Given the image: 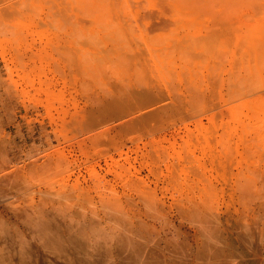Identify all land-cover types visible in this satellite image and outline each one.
<instances>
[{"label":"rangeland","instance_id":"1","mask_svg":"<svg viewBox=\"0 0 264 264\" xmlns=\"http://www.w3.org/2000/svg\"><path fill=\"white\" fill-rule=\"evenodd\" d=\"M3 1L4 0H0V5H1L0 6V11L2 9L4 10L5 6H9V8L7 7L8 9L7 8H5V9L7 10V12L9 11L8 14L9 13L10 14L13 13L11 15L10 14L9 15L7 14L8 16L7 15L6 16L5 15L2 16V13L4 14L6 12V10L4 12H1L0 13L1 14L0 15V132H1L0 133L1 134L0 135V139H2V140H0V143L6 145V148H5V145L4 146L3 145H0V146H3V147H0V149L3 148L5 150L4 151L3 149H1L3 152H0V154L3 153V157L5 159L11 160L12 162H21V161H23L25 164H27L28 162L30 163L32 161L41 162L45 158L46 155H51L52 157H56V158L59 155H66L67 157L70 156L69 157V160L73 163V165H74V167L76 169V173L74 175L67 176V173H65V172L62 171V173H58L57 176L56 175H54V177L52 176L54 179L52 178V179H49L48 181L41 180V183L44 181L43 182L44 184H50L51 185V182L53 180L54 183H57V184H54L53 183V185H58L61 182L62 183L65 182L67 179L70 180V181H73L75 178H77V176L81 178L82 182H84V180L91 181L92 176H94L91 171H92V169H94L97 173L106 176V181L108 180V182H107L106 185H108V186H103L102 185V187H106V189L109 187L106 192H110L111 190L114 192V189L117 190V191L120 189L119 191L120 192H123V188L124 187H123L122 179L126 175V169L123 168L122 166L125 165V167H127V166L129 167L130 164H131V167H132L131 168L132 169L131 171H135V169L141 171L140 172V175L141 176L143 175L148 180H151L152 183L154 182L152 184L153 187H156V181H157L158 182V186H157V189H158L157 192H158V194L162 196V195L166 194L165 192H168L167 195H165V196L167 197V199H168L169 202L171 200V198H170V195L171 194H173V193L176 194L178 192H181L182 190L185 192L187 189H189L190 186H193L195 183H197L198 185L195 184L194 187H200V186L203 187V186H206L207 184H209L210 186L207 185L206 187L207 188L210 187L211 188V189L209 188L210 190L213 189V193L215 191H217L216 193H218V194L220 193L219 195L216 194V193L215 194L217 196H220V199L222 198L220 201H222L221 202V206H223L224 209L227 208L228 205H231L233 208H241V204L239 203V200L240 201H242V200L240 198H238L239 195H237L238 193L235 191V188H233V187H235L236 179L239 178V177H243L242 174H244V171L247 170V163H246V161L250 159L249 158L250 156H247V155H251V153L249 152V150L251 151V146L253 144H255L256 142H258L257 144H260V143L261 144H264V140H263L264 139V134H263L264 133L263 132L264 131V128H263L264 127V114H263L264 113V109L263 108L264 107H262V106H264V97H263L264 96L263 95L264 94V91L262 90V89H264V85H263V82H264L263 81L264 80V69H263L264 68V56H263V54H264V43H263L264 42V40H263L264 39V28H263V26L264 25H262V24H264V20L262 19L264 17V0L252 1L249 5L244 6L245 8H247V11H246L247 13L245 11H241V13H240V11H236V14H235V11L230 12V13L227 11V14H225L226 12L223 14V15H230V16H232V14L234 13L233 16L231 17L232 19L230 18V16H228L227 18L225 16H222L223 17L222 18L221 17L222 14L219 13V12H215V11H212V13L214 12L215 15L214 14L213 15L210 14L211 12H207V13L206 12H201V13L193 14L194 16H192V14H190V15L189 14H186V15L182 16V18L180 19L181 21L180 20L177 21V23L179 22L177 25H180L181 24L180 27L184 29V30L182 29V31H184V32H181L182 33L181 35H185V37H184L185 39L183 38L184 40L182 39V42L183 41L186 42L187 41L186 39H188L189 41L187 42V45L184 42H183L184 45H182V44L181 45L183 47L185 46V49H187L188 47L191 48L189 46L190 44H191V46L194 45L192 47V49L193 50L195 49L194 51L198 54V56L199 55L201 56V57L198 58L197 55H195L199 59V61H198V59L195 61V58L196 57H194L193 59L191 58L194 54L192 55V54L189 53V55H191L189 58H191V59L190 60H185V59H187L188 55L185 58H184V56L186 55V53L189 52V50L191 51V49H188L187 52L184 49L185 52H186L185 53V52H183L184 51L183 49L181 50V48L177 51V54L176 53H173L172 54V56L174 55V57L176 58V63L178 65H180L178 67L177 64L175 63V65L178 67V70H181V69L183 70L184 69L183 74L184 73L186 74V70H187V74L190 72L189 75H187L186 77H184L183 74H182V72H181L182 70H181L180 71L181 72L180 75L183 76V77L180 78V79H177V75L173 72L174 75L172 73V76L174 78H176V81H174L175 79L171 76L174 79V80L171 79V81H174L173 83L176 86L178 85L179 82H181V83H179V86L177 88L180 87L179 89H181V91L183 90L182 91L183 94H182V97H181V101H182V103H184L185 105L188 106V109L186 110L187 106H185L182 103H181V105L184 108L181 107V105L178 102L179 100H177V101L176 100H173L175 102H172V99H170L169 97H167V99L165 98L166 101L163 99L162 101L148 103V104L145 105V108L142 109L143 111H139V112L137 111L136 114L137 115L144 114L145 112H147V110L153 109V108L156 107V105L162 104L163 102L168 103V104L169 103L171 104V102L173 104H176L177 103L175 106H179L181 108V111L180 112H182V113H181V115H179V113H180L179 112L178 114L176 113V114H174V115H172L170 117L168 116L169 118H172L171 120H168V117L167 116H164V118H160V120L157 119V118H151L149 120L150 123L148 122V124H147L148 126H147L146 129L145 128L144 129L137 128V129L130 130V131L128 130V132H131V133L125 132V131H127L126 130L127 128L126 129H123V128L127 127V123H128L127 120L131 117V115L130 114H127V115H121L119 117L118 116H113L112 112H110V110L106 109L107 107L105 109H103L104 107L101 104L99 105V103H98L96 105V103L95 104L93 103L94 102V98H93V95L94 94L91 93L93 95H90V92L89 91L91 90V92H93V91L96 92L97 96L95 94V96H96L95 97V100L98 99V97L100 99L106 98L107 100H109V99H112V97H113L112 95H114L116 97L119 94V97L117 96V98H116V101H119L121 95H122L121 100L123 98V95H124V94H122L123 92H125L126 95H127L128 94L127 91L128 90H129L128 92L131 91V88H130L131 86L134 85L132 87L134 90H140V89L141 90H144L145 85L143 83V89H142L141 85L139 84L140 82L142 83V81H145L147 83L149 81L150 83H153V82L157 81V78L154 75V73L150 74V75H152V77L149 76V74H148V76H149V77L147 76L148 78L146 77L147 74H145L144 79L147 78V81H146V79L145 80H143V79L141 80L140 78H142L143 75H142V73L139 72L142 76H140L139 74H137L138 75L137 77L140 76V78H137L136 75L133 74L135 78L133 77V78H131L129 80V84H130L129 86L130 87L128 86L127 87L128 89H126L125 87L123 88L119 84V82L117 81L115 75L112 73V71L110 69L112 67V64H113L111 62H113V60L117 58V56L115 54H117V51L120 48H122L123 46H124L125 50L122 48V50H123L122 52H124V53L126 52L127 55L130 54V51L133 52V49H137V48H138L137 49L138 51L140 50L141 52H143V51L145 52V50H142V48L143 49H146L147 46H146V44H144V40H142L143 43L141 42V39H143L142 36L140 37L141 39L138 38L140 36V34H138L139 32L138 33L135 32V31H137V29L135 28L136 29L135 30L134 28H130L131 26L133 27V25H131V26H129V29H132V30H129V33L130 34L122 35L121 33H119V34H115L114 36H109V37H112L113 38V39L111 38L112 41L114 42V43H112L111 39H109V37H108L109 34L108 35L107 34H104L105 29H103V28L106 26V23L107 22H109V23H107L108 25L109 24L110 25H114L115 22H116V19H115V16L116 15L113 12H112L113 14H110V12H111L112 9L109 10L108 7L106 6V4L103 3V1H102V3L100 1L99 7H98L99 2L97 4H93L92 3V5H95L93 8L90 5L91 4L90 3V0H88V2H89V5L91 7L88 6L87 0H85V1H82L81 0V2H83V4H85V2H86L87 3L86 4L87 6L86 5H83L82 3H81L82 4V6H81V4L78 3V1L80 2V0H76V3L74 2L75 0H65L64 2H63V0H57L58 2L56 0H52V3L51 2L49 3L50 5H48L49 0H46L48 2H45V0H38V1L37 0H30L29 3H28V0L27 1L26 0L25 1H23V0H21V1L20 0H16V1L15 0H9V1L7 0L6 1L5 0L4 2ZM19 1L21 2L20 4H19ZM61 1L64 3L63 5H65V6L67 5V7H69L70 11H68L69 9L67 7H65L66 10H64L65 9V8H63L64 6L62 4H60ZM67 1H68V4L67 3L65 4V2H67ZM17 2H18V4L20 6L22 5V7H20L18 4H16ZM24 2H26L28 4L27 5L25 3V5L29 6V9H27L26 6H24L25 8L23 7V3ZM71 3L72 4L74 3V4L72 5ZM12 4H14V5L11 6ZM31 4L34 5V6H32ZM42 4H43V6H42ZM53 4L54 5L56 4V5L54 6ZM16 5H18V6H16ZM52 5H53V7H52ZM60 5H61V7L63 6L62 7L63 8V13L61 11L62 8H60ZM31 6H32V8H31ZM35 6H37V7H35ZM50 6L52 8H50ZM72 6L73 7L76 6L74 8H76V9L78 8L82 12H80L78 9L77 10L74 9V8L72 9ZM83 6L85 8L80 9ZM34 7L36 8V10L33 9ZM39 7L43 8V9L41 10ZM44 7H45V9H44ZM56 7H58L57 9H59V10H56ZM86 7L88 9L91 8L93 10H90V11L87 10V11H85V9H87ZM232 7H240V6H232ZM17 8H18L19 11L17 10ZM20 8H21V10H22V8L24 10L21 11ZM37 9L38 10L40 9V10L38 11ZM50 9H51V11H50ZM96 10H97V12H96ZM105 10H106V12H105ZM47 11H48V13H47ZM55 11H57V12H55ZM77 11H79V12H77ZM93 11H95L96 13L93 12ZM98 11H100V12H98ZM41 12H42V14H41ZM75 12H77V14ZM86 12H88V13H86ZM90 12L92 14L89 17ZM259 12H260V14H259ZM83 13H85V15L87 14V17H85V15ZM93 13H94V15H93ZM99 13H100V15L101 14H103V15H101L100 18L98 19V17L96 16V14L98 15ZM242 13L246 14L248 17L245 16L244 14H242ZM48 14H49V18L50 19H52L55 16L54 14H58V15H56L53 18L54 20L53 19L51 20V22H57V23H52L51 24L50 19L47 18L48 17ZM62 14H64V17L62 16ZM68 14H69V16H68ZM74 14H76L75 17H74ZM206 14H208L207 17H205ZM218 14L219 15L221 14V15L218 16ZM111 15L113 17H111ZM255 15H256V17H255ZM71 16H73L74 19ZM129 16H130V19H131V20H129V22H134L135 23L134 16L132 14H130ZM198 16H204L205 17V20L203 19L204 17L203 18L202 17L199 18ZM234 16H236V17H234ZM1 17H3V18L6 17V18H4V20H3V18H1ZM65 17H68V19L70 18V20H68L66 18L68 20L67 21L65 19ZM102 17L103 18H106V19H103ZM110 17H111V19H112L113 22L111 21ZM190 17H191V19L193 18L192 19L193 21L190 19ZM197 17L199 19H196ZM219 17H220V19H219ZM242 17H243V19H242ZM58 18H60V20ZM208 18H210L209 19L210 21H208ZM45 19H46V21H44ZM186 19L188 21H185ZM202 19H203V21H206V22L204 23L202 21ZM244 19H246V21ZM97 20L100 21V22H98ZM104 20H105V23H103ZM107 20H109V21H107ZM195 20H197V21L199 20V21L198 22H195ZM229 20H231V21H229ZM232 20H233V22H232ZM58 21L62 22L61 23V26H59V28H57V26L60 24ZM69 21H74V23L73 22H72L73 24L72 23H68ZM248 21H249V23L250 22L251 23L253 22L252 24L250 23V25L252 27H253V25L255 27L256 26H259V28H260L259 29L260 30L259 32L261 33V36H262L263 39L259 35L260 33H258V35L260 36V39H258L259 37H258V35H256L257 33L255 32L256 33L255 34L253 32L254 29H256V28H254L252 30L251 29V26L249 24H247ZM254 21H256L255 24H257V25L254 24ZM65 22H66V24H65ZM101 22L104 25L103 24H100V26L101 25L102 26L99 28L98 27L99 26L98 24L101 23ZM183 22L184 23L186 22L185 25H184ZM194 22L197 23L196 26H198V28L201 31L198 30V28L195 27V26H193V25H192L193 28H190L191 27V24H193ZM63 23L65 25L62 26ZM96 23H98V24H96ZM230 23L233 24V25H231ZM54 24H55V26H54ZM69 24H70L71 27L68 26ZM75 24H77V26L79 27V29H78V27ZM82 24H84V25H82ZM92 24H93V26H91ZM187 24H188V26H187ZM208 24H210V25H208ZM244 24H245V26H244ZM207 25H208V27H207ZM73 26H75L74 27L75 28V31H74ZM184 26H186V27L184 28ZM204 26H206V27H204ZM61 27H63V28H61ZM82 27L84 28V30H83ZM134 27H135V25H134ZM92 28H93V30H92ZM186 28H188V29H186ZM212 28H215V29H212ZM242 28H245V29H242ZM261 28H262L263 31H261ZM57 29H60V30H57ZM89 29H91L92 31L89 30ZM191 29H192V33L193 34H191ZM206 29H208V30H206ZM246 29H247V32L245 33V30ZM79 30H81V31L80 32H77ZM133 30H135V31H133ZM202 30H204V31H202ZM212 30H214V31H212ZM225 30H227V31H225ZM229 30L232 31V34H231V32ZM257 30L258 29H256V31ZM83 31H85V32H83ZM93 31H94V33H93ZM95 31H97V32H95ZM194 31H196V32L194 33ZM249 31H251L253 33L249 32ZM197 32H198V34H197ZM220 32H221V34H220ZM75 33L78 36L72 38L71 36H76ZM83 33H84V36L87 33L86 36H87L88 39H91V37H90L91 35L94 36V38H95L96 37L95 36V33H99V34H96V35H99L100 37L97 36V38H95V39L98 40L100 38L98 41H100V40L103 39L104 41L102 40V42L105 44V46L103 44V46H104L103 47L102 46V42L100 41V43H99L94 38H93V41H95V42H93L92 40H91L92 41L91 42L86 37H83ZM88 33L89 34L91 33V34L89 35ZM132 33L135 34V36ZM218 33H219V36H221L222 39L220 37L217 38L218 37L217 36ZM70 34H71V36H70ZM120 34L122 35V37L120 36ZM136 34L139 35V36L136 37ZM233 34H235V35H233ZM253 34H255L258 38L255 35H253ZM66 35H68V36H66ZM101 35H102V37H101ZM105 35H107V36L105 37ZM190 35H191V37H194L196 35L194 37L196 39L195 40H192L193 38H191ZM215 35L217 37H215ZM252 35L255 36V39H254V37ZM103 36H104V38H103ZM119 36L121 37V40L118 39ZM123 36L125 37V39H124L125 41H123V43H122ZM129 36H130L131 39L128 38ZM114 37L117 38V39L115 38V41H114ZM134 37H136V39L138 38L140 40V42L142 43V45H141V43H138ZM206 37H207V39H206ZM209 37H210V40L208 39ZM211 37H212V39H211ZM70 38H72V39H70ZM106 38H108V39L106 40ZM204 38H205V40H204ZM249 38L250 39H253V40H250ZM201 39H203V40H201ZM218 39L220 41H218ZM243 39H244V41H243ZM76 40H77V42H76ZM196 40H197V42H196ZM200 40H201V43L198 44L199 46H196L197 45L196 43H198V41H200ZM230 40L233 43L229 42ZM257 40H259V43H258ZM16 41H17V43H16ZM106 41H108V42H106ZM126 41L130 45H128ZM249 41L250 42L253 41V45L254 46L256 45V46L254 47L253 45H251V43ZM78 42L79 43H82V44H79L78 45ZM96 42L99 43L100 47L102 46L104 49H102V47L100 48L98 44H95ZM115 42L118 43V44L114 45ZM194 42H196V43H194ZM248 42L250 43V45H249ZM254 42L256 44H254ZM64 43H66V44H64ZM92 43L95 44V45H93ZM119 43H121V45ZM205 43H206V45H205ZM214 43L217 44L218 48H216L217 46L214 45ZM227 43L228 44L231 43L230 46L234 44V46H232L233 48L230 47L229 45H228V47H229L228 48L226 46ZM112 44H113V46H112ZM125 44H127L126 45L127 48H126ZM257 44H259V45H257ZM96 45H97V47H96ZM137 45H140L142 48L140 46H137ZM64 46L66 48H64ZM70 46L71 47L74 46V49L73 48L71 49ZM87 46H89L88 49L86 48ZM111 46L113 47L112 48L113 50H114V48L117 49V50L116 51H113L111 49ZM131 46L133 48H131ZM186 46H188V47H186ZM204 46L206 48H204ZM225 46H226V48H228V50L227 49L224 50ZM240 46L242 48H240ZM250 46H251V48H250ZM67 48H70L69 49L70 51L67 50ZM84 48H86V51H84L85 50ZM108 48H110L112 51L109 50L111 53L108 51V55H107L106 53H107V49ZM213 48H216V49L214 50ZM234 48H236L237 50L234 49ZM243 48H245V50ZM126 49L129 50V51L127 52ZM204 49L205 50L208 49V50H206L207 52H205ZM218 49H219L218 53L220 55L219 54L217 55V51L216 50H218ZM222 49H223V52L229 51L231 55L228 54L229 52L223 53L222 52ZM248 49H249V51H248ZM80 50L82 52L84 51L85 52V55L87 57L90 54V56L93 58L92 60H90L91 62L88 63V64L84 62V64H86V67L83 64V61H84L82 59L83 58V53ZM87 50H89V52ZM102 50H104V51L106 50V52H104ZM238 50H240V51H238ZM246 50L248 51V53H247ZM71 51H72V54H71ZM95 51H96V54H94ZM181 51L185 54L182 57H181V55L183 53H180ZM202 51H204V52H202ZM220 51H221V53H220ZM243 51H244V54H242ZM86 52L89 53V54H86ZM90 52H92L94 55L93 54L91 55ZM102 52H103V54H102ZM113 52H114V54H113ZM255 52H257V53L255 54ZM68 53H70V55H74V56H70ZM98 53H100V54H98ZM192 53H194V52H192ZM222 53L225 55V58L228 57V59H230V58L231 59L228 61V59L226 60V59L222 58V61H221V56L222 57L224 56V55H222ZM105 54H106V56H105ZM227 54H228V56H227ZM241 54L244 57H242ZM95 55H98L100 57L99 58L100 60L101 59H105L106 60L107 59L106 58L107 56L109 58L107 59V61H104L103 60L104 63H106V64H104L101 61L99 62L98 61L99 60L98 59V56L96 57ZM111 55H112V58L110 59V56ZM216 55H217V57L218 56L219 57L216 58L215 57ZM239 55H241V56H239ZM86 56H84V57H86ZM203 56H204V58H203ZM71 57L72 58L73 57L74 58L76 57L77 58V59L75 58L76 61H74V58L71 59ZM91 57H90V59H91ZM209 57H210V59H209ZM245 57L248 58V60L249 59L250 60L248 61ZM206 58H208V59H206ZM244 58L246 59V61H244ZM256 58H257V60H256ZM68 59H69V61H68ZM78 59H79V61H77ZM81 59H82V62H81ZM203 59L206 60V61L204 60L205 61L204 64H203ZM235 60H236V62H235ZM70 61H71V63H70ZM73 61L75 62V64H73ZM93 61H94V63H93ZM216 61H218L217 64H216ZM225 61H228V62H225ZM80 62L83 64V68H81L82 67V64ZM188 62H190V63H188ZM198 62L202 63V65L200 63H198ZM213 62H214V65H210V63L213 64ZM219 62L221 63V66H220V63ZM69 63L71 64V66L72 65H75V66H72V68H69V66H70ZM91 63L93 64V68H94V65L96 67L98 66V68L100 67L99 70H98L100 73H98V71L96 72V70L98 68L95 67L94 70L95 69L96 70L95 71L93 70L94 73L92 71V74H93V77L92 78L93 79H91V81H90V77H91L90 76V74H91L90 72H91V70L93 68L90 70V68H89L88 65L89 64L91 65ZM100 63H102V64H100ZM242 63H243V65L238 66V65H240ZM97 64H100V66L97 65ZM181 64H183L184 66L181 65ZM235 64H238L237 65L238 67L235 66ZM247 64L251 66V67L249 66L250 68H253V69H251L252 72H251V70L249 71V69H250L249 67L248 68L245 67V66H247ZM101 65H103V66H101ZM104 65H108V66H104ZM109 65H111V66H109ZM136 65H134V68L133 69L135 70L136 67H137L138 71H140V68H141L140 65L139 64H136ZM188 65L191 67V71L188 70V68H187ZM206 65L209 66V67H207ZM215 65L216 66L219 65L220 67L217 66L218 69L219 70L221 69L220 71H222V68H223V71L220 72L219 70H217L216 69L217 67H214ZM225 65H226V69H225ZM113 66H114V64H113ZM195 66H196V68H194V71H195L196 74L193 73L194 71L192 69ZM210 66L214 67V69H216V72L217 71L218 72L215 73V71H214L215 74L212 75V73H213L212 71L214 69L211 70ZM242 66H243L242 69H244V70L243 71L238 70ZM90 67H92V66H90ZM102 67H104L105 69L107 67V69L105 70ZM202 67H205L207 70H205V68H202ZM233 67L234 68L236 67L235 68L236 70ZM185 68H187V69L185 70ZM245 68H247V70L251 73V75H250V73L249 74L246 73V71H245L246 69ZM258 68H262L261 71H260L261 72L260 74H261L262 77L259 75V70L260 69H258ZM101 69H103V70H101ZM196 69H199V70H196ZM230 69H233V70H231V73L232 74L229 72ZM255 69H256V72L258 71L257 72L258 73V76H257V74H255ZM104 70L107 71V73L106 72L104 73ZM200 70H202V71H200ZM225 70H226V72H224ZM83 71L86 74V76L83 74ZM208 71H209V73H208ZM236 71H237V73H236ZM102 72L104 74H102ZM135 72H136V70H135ZM206 72H207V74H206L207 76L205 75ZM233 72H234V74L235 73L237 74V75L236 74L235 75L238 76V79H236L237 77L233 74ZM239 72H240V74H239ZM95 73H96V75L99 74L98 76H96V78L100 76L99 77V80L101 82H99L98 78L97 79L95 78V80H94V74ZM110 73H112V75H110ZM136 73H138V72H136ZM191 73H192L193 77L195 76L194 78L192 77V75H190ZM230 74H231V76H230ZM242 74H244V75L242 76ZM208 75L210 76V78L212 79V81H214L215 84H217L215 82V79L216 80L217 79L218 80L220 79L219 80L220 83L218 82L219 85L218 86L217 85L215 86L214 83H212V81L209 80V78H207ZM87 76H89V78ZM102 76H103V78H101ZM202 76H204V77L202 78ZM219 76H220V78H219ZM241 76H242V78H244L246 76L245 78H247V79L244 78L245 79L244 80V79L241 78ZM83 77L84 78L86 77L87 80L84 79ZM109 77H111V79ZM150 77H151V79H150ZM227 77L228 78L231 77L230 82L228 81ZM81 78H83V79H81ZM108 78L110 79L109 81H108ZM152 78H154V79L152 80ZM184 78L185 79H187V78L189 79L190 78L189 80L187 79L188 80V81H186L187 83H189L190 81H193L192 84H194L195 81H198V82H195L194 85H196V84L198 85V84H201L202 83L203 84L202 86L201 85H198V86L196 85V87H198V88L201 87V90L204 89L203 92L206 89L205 93H202V94H205V95L208 94L210 96V98H212V99H210L209 96H207V95H206L207 98L205 97V95L202 97V99H201V96L199 98H197V96H195L196 93H192V90L194 89V87H193V89L191 88V90H190L191 92H189V89H187V86H189V85L187 84V86H186V83H184L185 82ZM199 78L200 79L202 78V82H200L201 80ZM239 78L242 80V84L241 85H244L243 87H246V88H244V90L248 91V89H249L250 91H253L252 92L253 95L248 91L250 93V95L248 97H246L244 99H242V97H241V99L243 101L241 99H238L237 101L235 100V102H231V103L229 102L230 103L229 104L230 107H229L228 102H227V98L229 97V95L228 94L226 95V93H229V91L231 90L229 88H232L235 85V83L238 84L237 83L238 82L237 80H239ZM256 78H258L259 80H257ZM103 79H105V80H103ZM133 79L134 80L136 79L137 81L140 79L141 81L139 80V82L137 83V81L136 80L133 81ZM203 79H205V81ZM206 79H207V81L210 82V84L212 83L213 85L208 84V82L206 81ZM85 80L88 83V85H84V83L86 84ZM93 80H94V82H93ZM203 81H204V83H203ZM244 81L246 83L247 82L248 83L246 84ZM91 82H92V84H91ZM260 82H261V84H260ZM104 83H106L107 85L104 84ZM108 83L110 85H108ZM114 83H115V86H114ZM249 83H252V84L249 85ZM136 84H137V87H136ZM192 84H190V86H192ZM255 84H257L258 86L255 85ZM229 85H232V86H229ZM239 85H240V83H239ZM246 85H248L249 87L246 86ZM253 85H255L254 86L255 88L254 87H251ZM106 86H107V90H108L109 93L107 92V90H105L106 89ZM108 86H110L113 90L109 91L111 88L108 87ZM118 86H120V87H118ZM206 86L208 87V89H207ZM236 86H238V85H236ZM118 88H120V89H118ZM121 88H123V89H121ZM210 88H211V90L212 89H215V91L216 90L218 91L220 89V91H218V92L216 91V93H215V91H211ZM241 88H242V86L239 87L238 89H240V90L243 91V89H241ZM251 89H254V90H251ZM104 90L108 94H110V95L108 96L107 94H105V91ZM121 90L122 91L125 90V91L122 92ZM196 90L198 91V89H196ZM258 90H260L262 92H260ZM86 91H88V92H86ZM197 91H193V92H197ZM255 91H257V92H255ZM211 92H214V93H211ZM186 93H187V95H184ZM199 93H201V91ZM86 94H87V96H86ZM98 94L99 95L101 94V95L99 96ZM192 94H194L195 97ZM214 94H216L215 96H217V98L214 96ZM258 94H261V95H259L261 98L258 96ZM183 96H184V98L186 97L185 98L186 101L185 100L184 101L182 100ZM189 96H190V98L188 99ZM125 97L123 98V100L125 99ZM214 97L216 99H213ZM252 97L254 99H252ZM90 98L93 100L92 102H91V99ZM191 98H194V102L192 101L193 99H191ZM195 98L197 100L198 99H200V100L197 101V100H195ZM208 99L212 103L211 106H210L211 103L209 102ZM245 99L247 101H245ZM126 100H127V98H126ZM167 100H168V102H167ZM187 100L192 101V102H190V104H189V101H187ZM255 100H256V102H255ZM205 101H206V104H205ZM95 102H97V101H95ZM196 102H198V103L196 104ZM215 102L219 103V108L217 107L218 104L215 107V104H216ZM224 102L227 105H225ZM191 103H193V105ZM140 104H142V103L140 102ZM140 104H139V106H142ZM190 105H192V106H195L196 105V108L195 109L193 107L192 108L194 110L199 109L198 111L197 110L196 111L199 112L200 116H197V115H199L197 112H195L196 113L195 114L194 112L191 111L192 108H191ZM238 105H239V107L241 106L240 109H239ZM260 105H262V106H260ZM173 106H172V108H175ZM197 106H199V107H197ZM225 106H226V108L228 107L229 109L228 108L226 109ZM251 106H254L256 109L253 108V107H251ZM208 107H210V108L213 107V108H211V110H210V108H208ZM234 107L235 108L237 107L236 109L239 112H237ZM249 107L252 108V111H250V108ZM203 108H205V109L203 110ZM207 108L209 109L208 111H212L213 110L212 111V114H211V112L208 113ZM214 108H215V110H214ZM216 108H218V109H216ZM262 109H263V112L261 111ZM104 110L105 111H108V112L105 113ZM189 110L191 111V113L189 112ZM222 110L225 111V113L226 112L227 113L224 114ZM240 110H242V111H240ZM244 110H245V112H244ZM254 110H256V111H254ZM109 112H110V114H109ZM188 112L190 113V115H192L194 113L193 116H190L189 117L188 116ZM247 112H248V114H247ZM252 112H254V113H252ZM231 113H233V116H232ZM85 114H87V115H85ZM227 114H228V117H227ZM253 114H254L255 117L253 116ZM255 114H259V115H255ZM180 116H182L183 120H181V117ZM208 116H209V118H208ZM241 116L243 117V120L244 121L242 120V117ZM93 117H95V118H93ZM123 117H125V118H123ZM231 117H232V120L234 118V120H233V121H235L234 122V125H233V121L230 120L231 121L230 122L229 119H228V118L231 119ZM99 118H101V119H99ZM113 118H115V119H113ZM186 118H187V120H184ZM236 118H237V120H236ZM251 118H253V119H251ZM98 119L100 121H98ZM111 119H113V120H111ZM173 119H174V122H173ZM222 119H224V120H222ZM240 119L242 120V122H241ZM78 121L80 122V124L78 123ZM181 121L182 122L186 121L187 123L184 122L185 123L184 124V123H181ZM223 121H224V124L226 122L225 126L223 124ZM236 121H238V122H236ZM97 122H99V123H97ZM107 122H108V124H107ZM151 122H153V123H151ZM189 122L190 123L193 122V123L192 124H189ZM198 122L199 123L201 122V123L199 124ZM221 122H222V124L224 126V130L225 131H223V129L221 128V127H223V126H221L222 124L220 125ZM248 122H250V123H248ZM155 123L158 124V125H156ZM173 123H175V124H173ZM254 123H255V125H254ZM77 124H79L78 125V128H77ZM93 124H95V125H93ZM169 124H170V126H169ZM242 124H244V125L242 126ZM80 125L83 127L82 129H80L81 128V127H79ZM203 125H204V127H203ZM211 125H213L214 127L211 126ZM216 125H217V127H216ZM248 125H251V127H253V128L251 129L250 126H249V128H250L249 129L247 127ZM121 126H123V127H121ZM149 126H150V128H149ZM226 126H227V128H226ZM231 126L234 127V129H232ZM101 127H102V129H101ZM210 127H212V128L210 129ZM213 128H214V130H212ZM243 128L245 130H243ZM116 129L118 130V133H117V130ZM119 129H121V130H119ZM141 129L143 131H141ZM152 129H154L153 130L154 132H152ZM226 129H228V130H226ZM253 129H255V130H253ZM239 130L242 132V134H241V132ZM122 131H124V132L122 133ZM139 131H140L141 134L139 133ZM215 131H216V133H215ZM119 132H121V133H119ZM144 132H145V134H144ZM232 132L233 133H236V134H233ZM249 132H251V133H249ZM257 132L258 133L260 132L261 134L259 133L257 135ZM108 133H110V135ZM151 133H152V135H151ZM104 134L105 135L108 134L107 137L105 136L106 137L105 139L111 138L110 139L111 142L109 140H107V142H109V144L105 140H103L104 139V137H103ZM117 134H119V135H117ZM251 134H253V135L255 134V135L253 136ZM141 135H143V136H141ZM99 136H101V138H102L101 141H105L106 142L105 144H104V142L100 143L102 145H100L98 143V141L101 142ZM112 136L113 137L115 136V137L113 138ZM206 137L208 138L209 141L207 139H205ZM118 138H120V139H118ZM174 138H177V140L174 139ZM253 138H254V140H253ZM112 139H114V140L116 139V140L114 141ZM187 139H188V141H187ZM204 139L207 140L208 143H206L207 141L205 142ZM255 139H256V141H255ZM119 140H122V142L119 141ZM225 140H228V141L231 140V143L230 144L232 146L234 145V148L228 143V141H226V143H225ZM241 140H242V142H241ZM170 142L172 143V145L175 146L176 149L173 148V146L171 145ZM188 142L191 143V144H189ZM192 142H193V144H192ZM245 142L247 143V145L244 146V148L247 147L248 150H247V148L245 150L243 148V145H245ZM115 143H117V144H115ZM185 144H187V145H185ZM114 145L115 146L117 145L118 148L115 147ZM183 145H185L186 148ZM61 147H63V148H61ZM180 147H182V148H180ZM223 147H225L226 149L223 148ZM230 147H232L233 149L232 148L230 149ZM189 148H191V150H189ZM194 148L195 149L197 148V149L195 150ZM222 149L225 152H223ZM184 150H185V152H184ZM229 150L232 151V152L234 150L235 152L232 154V152H229ZM173 151H174V153L175 152L176 153L178 152V153L177 154L176 153L174 154ZM190 151L192 152V156H193V159L190 158L191 160H189V158H188V155H189V157L191 156V152ZM245 151H246V153H245ZM219 152H222L223 154L222 153H219ZM171 153H173V155ZM179 153H181L180 154L181 156L179 155ZM218 153H219L220 156L218 155ZM228 153H230V154H228ZM185 154H186V156L188 158V159L186 158V160H185V157H186ZM4 155H6V156H4ZM237 155H238V157H237ZM159 156H161V157H159ZM197 156H199V157L197 158ZM234 156H235V158H234ZM157 157L160 159L159 160V163H155L156 160L158 159ZM181 157H182L183 160L180 159ZM1 158H2V156L0 155V159ZM37 158L40 159V160H38ZM164 158H166V159L163 160V162H162L161 159H164ZM174 158H176V159H174ZM232 158H234V159H232ZM246 158H247V160H246ZM5 159L2 158V160H5ZM115 159H117V160H115ZM237 159H238V161H237ZM239 160H241V161H239ZM176 161H178V163ZM234 161H236V162L234 163ZM23 162H21V163H23ZM191 162H193V165H194L193 167H196L195 169L198 168V170L190 169V167L192 168ZM169 163H170V165H169ZM173 163H175V166H176L175 168L176 169L174 168V164ZM119 164H121L122 166L119 165ZM183 164L187 168L189 166L190 167L188 169L187 168H184ZM195 164H197V165H195ZM117 165L119 167H117ZM152 166H154V167H152ZM158 166H160V167H158ZM114 167H116V168H114ZM128 167H127V169H128ZM172 167H173L174 170L172 169ZM120 168H122L121 169L122 172H121ZM158 168H159V170H158ZM237 168L238 169L240 168V169L238 170ZM170 169H172V170H170ZM128 170H127V172L129 173ZM192 170H193V172H196V171H200L201 170V172L199 173L200 175L198 174V172H196V174L194 175V173L190 172ZM241 170H243L242 173H240ZM171 171L172 172L175 171L179 175L181 173V175L179 177L180 178L183 177V178L180 179L178 176L175 175L176 173L174 174V172H173V174H172ZM115 173L116 174H121V175H118L116 177V174ZM234 173H236V175H234ZM90 174H92V175H90ZM156 174L160 178L157 179ZM196 175L201 176L202 178L201 177H198V176L196 178ZM163 176H165L166 178L163 177ZM172 176H174L175 179ZM236 176H238V177H236ZM61 177H63L64 179L61 178ZM171 177L174 180H172ZM204 177H205V179L208 178L207 179L208 181L204 180L203 179ZM59 178H61L63 180H61ZM114 178H116V179H114ZM56 179H58V180H56ZM190 179H192V180L189 181ZM55 180H56V182H55ZM175 180L176 181L179 180L180 181L179 185L182 184V186H178V182L179 181L176 182V183L171 182V181H175ZM193 180L195 181L194 184H193V182H194ZM35 181H36V179H35ZM185 181L186 182L188 181L187 183H188L189 187H187V184H186ZM229 181H230V183H229ZM46 182H48V183H46ZM117 182L118 183H121V184H117ZM191 182H192V185L190 184ZM211 182H213V183H211ZM36 183H40L39 179L36 181ZM109 183H111V184L113 183V184L112 185H109ZM230 185L233 186L232 187L233 189L231 188ZM102 187H101V189H102ZM113 187H114V189H113ZM166 187H167V189H166ZM173 187H175L174 188L175 191L172 190ZM180 187H183V188H180ZM11 188H10V191L9 192H10L11 195H13L15 193H13L12 191L15 190V192H16L17 189H15V188L14 189L13 188L11 189ZM162 188L165 189V190H163ZM170 188H172V189H170ZM177 189L179 191H177ZM231 190H233V191H231ZM104 191H105V188H104ZM127 192H129V190H127ZM221 196H223V197H221ZM36 198H35V201L38 202L39 201V197H36ZM16 199H17V202L19 204L21 203L22 205L21 204L19 205L16 202V200H15L14 206L17 207V208L14 207V209H16L14 211H13V208H5V207H3V205L0 206V216L2 218L4 217L3 218L4 220H2V218H0V229H2V232H3V233H1L2 235L0 234V236H5L6 235L5 237H7V239L9 238V241L12 238L11 243L6 239L7 240L6 245H9V243L10 244H13V242L15 241L14 242L15 245L13 244V247L11 245V248H9L10 246L7 247L5 245V247H4V245H3V244H5V241H6L5 240V237H3V238L1 237L2 239L0 238L2 240V241L0 240L1 241V243H0V249H2V250H0V251H2V254H1V252H0V254H1V256L3 255V257L5 259L3 257H1V258L4 261H6L5 263H3V261L1 260L2 261V262H0L1 264L2 263L3 264H7V263L10 264L11 263V261H9V258H8V260L6 258L8 256L7 254H9L7 252L8 251L10 252V250H11V252H14V250H16L15 248H18V246H19V248L17 249V251H15L14 253H10L9 254V255H11V256H9L10 257V260L13 259L12 260V263L14 262L13 264H18L17 263V260L18 259L16 260L15 258H20V260H22L23 259V256H25V259H23L24 261L22 260V263L21 264H23V263L24 264H47V263L48 264H109V263L111 264L112 261H114V260H115L113 262L114 264H117L118 262H119L118 264H124L120 260V258L118 257V251H117L121 247V243L122 242L119 243L117 240L113 239V238L116 237L115 232H114L116 228H112V226H110L109 224H107V226L106 225H103L102 227L100 226L101 229L100 228H97V230H94V232L91 231V229H90L85 234L80 235V236H77L79 239L75 237L72 240H70V239L68 240L64 236L63 237L61 236L62 237L61 239H54V241H56V243L53 242L54 244H52V242H50L53 239L50 240V239H48V237H46L47 238L46 239L45 237H43L45 235H42L41 236L42 239L45 238L44 240H42L40 236H36L37 238H33V237L30 238L28 236L27 237L25 236V239H24V236H23L24 235V227H23L24 226V221L22 222V220H21L22 214L20 215V213H22V210L20 211L19 208L20 209H23V213H24V209L30 208V202L31 201H29V199L28 198H25L24 196L17 197ZM223 199H225V200H223ZM82 201H83V199L80 201V200H78V199L75 198V199L69 201L68 203H70V204L74 203L75 204V202H76V204H78V206L76 204H75L76 206L75 205L74 206L77 209H79V210H84L83 207H86L85 209H90V207H94V206H90L91 202H89L90 204L88 205V201L89 200L88 201L86 200L85 202L83 201V203H82ZM82 204H83V207H81ZM88 206H90V207H88ZM67 208H68V206L66 204L65 205H62L61 208H59V209L56 210V213H58V216L62 218L63 217V214H64L63 209H67ZM98 209H99V211H100V209H101V211L105 210L102 207H99ZM28 210H30V209H28ZM109 210H110V208H109ZM112 210L113 209H111V211H108V209H107L108 212H113ZM17 211L20 212V213L17 214ZM250 213L248 212V215L249 216L247 214H245L247 216L244 215L247 218H243L242 219V222H241L240 219L238 220V222L232 220L233 222H231L230 225H225L226 226V230H227V233L226 234H227L229 240L227 239V241L224 244V246H225V247H223V250L225 249L224 252L222 253L220 251L222 254H224L223 255V258L224 259L221 258L222 259V262H221V260H218V259H220L219 256L221 257V254L220 253L218 255V258H216V259L214 258L215 256L214 257L211 256L212 258L215 259L214 261H212L213 259L210 258V256L206 255L209 258V262L212 261V262L215 263L216 260H217V262L220 261L222 264H228V263L229 264H232V263L233 264H236V263L237 264H264V217L262 218V216H264V213H263L262 216H259L260 218L257 216L259 214L258 209L256 211H252V212L250 211ZM17 215H20V217L18 216L19 217L18 218ZM6 217H8V218H6ZM23 220H24V217H23ZM239 223H240V225H239ZM2 224H4V226H1ZM18 224H19V227H18ZM111 224H113V227H119V228H121V230L124 228L123 225L116 224V223H114V221H112ZM242 225H243V227H242ZM248 225H250V227L253 226L252 227V231H251V228L250 227H247ZM257 225H259V226H257ZM5 227H6V229H5ZM16 227H18V228H16ZM17 229H20V233H22V235L18 233L19 230H17ZM3 230L4 231L6 230V232L8 230V232H9L8 235ZM246 230L247 231L249 230L248 233H246L247 232ZM0 232H1V230H0ZM239 232H241V233H239ZM4 233H5V235H3ZM38 233H40V232H38ZM253 235H254V237H253ZM21 236H22V238H21ZM88 236H90V237H88ZM80 237L82 239H80ZM249 237H250V239H249ZM28 240L29 241L32 240L33 242L30 241V243H29ZM45 240H47V241H45ZM48 240H50L49 242L52 244L53 247L50 246L51 244L48 242ZM250 240H251V242H249ZM25 241H27L26 243H29V246H30V244L32 245V246H30V249H27L26 248L28 246V244L26 245ZM34 241H36V244H34L35 243ZM112 241H115L114 242L115 244ZM18 242H20L21 244L25 243V245L23 244V248H24V246H26L25 248L27 249L26 251H28V252L25 253L24 255H20V257H18L19 254L17 253L18 256L15 257L16 255L14 256V254H16V252H18V250H20L19 252H21V251L23 252V248L21 249V247H20L22 245L19 244ZM110 242H112V243H110ZM181 242H184V239ZM16 244L17 245L19 244V245L17 246ZM33 244H34V246L37 245V244L38 245L35 246V247H33ZM42 244L43 245H46V246H42ZM183 244L186 245L185 242ZM6 247L9 248L7 252H6V250H7ZM45 247H47L46 248L47 250L44 249ZM113 248H115V249H113ZM111 249H112V251H111ZM182 250H183V248H182ZM41 252L42 253L44 252L43 253L44 255ZM110 252H112V253H110ZM190 252H191V257L189 258L190 255H188V259L191 262H188V264H191V263L194 264V262H195V264H197V263L198 264H203V263L204 264H206V263L208 264L209 263L207 261L208 260L207 257L204 258V261H202L203 259L200 260L202 257H205V255H203V256L200 255V256H202L200 259L197 258V257H200V256L197 253V250L196 249L190 250ZM41 255H43V256H41ZM230 255H231V257H230ZM194 256H195V258H194ZM11 257H13V258H11ZM38 257H40V258H38ZM229 258H230V260H229ZM112 259H114V260H112ZM197 260L199 262H197ZM201 261H202V263H201ZM212 262H210V263L212 264ZM220 262H219V264H220ZM216 264H218V263H216Z\"/></svg>","mask_w":264,"mask_h":264},{"label":"bare ground","instance_id":"2","mask_svg":"<svg viewBox=\"0 0 264 264\" xmlns=\"http://www.w3.org/2000/svg\"><path fill=\"white\" fill-rule=\"evenodd\" d=\"M5 1V0H4ZM3 1V2H4ZM7 1V0H6ZM9 1V0H8ZM16 1V0H15ZM21 1V0H20ZM19 1V4L21 3ZM23 1H25V0H23ZM27 1V0H26ZM29 1L30 0H28V3H29ZM38 1V0H37ZM57 1V0H56ZM65 0H63V2H64ZM82 1H85V0H82ZM100 1H101V3H102V1H103V3H105L106 4V6L108 7V9L110 10V9H112L111 10V12H110V14H115L116 16H115V19H116V22H115V24L114 25H108L107 23H109V22H107L106 23V26L103 28V29H105V32H104V34H109L108 35V37L109 36H114L115 34H119V33H121L122 35H126V34H130L129 33V30H132V29H129V26H131V25H133V27L131 26L130 28H136L137 29V31H135V30H133V31H135V32H139L138 34H140V36L139 35H137L136 34V37H138L139 39H141L140 37L142 36V38L143 39H141V42L143 43V41L142 40H144V44H146V49H143L140 45H137V46H140L141 48H142V50H145V52L143 51V52H141L140 50L138 51L137 49H133V52H131L130 51V54H126V52L124 53V52H122L123 50H122V48L125 50V48H124V46L122 47V48H118L117 46V48L119 49L118 51H117V54H115L116 56H117V58L116 59H114L113 60V62H111V63H113L114 64V66H113V64H112V67L110 68L111 69V71H112V73L115 75V77H116V79H117V81L119 82V84L124 88H126V89H128L127 87L130 85L129 84V80L131 79V78H133L134 77V75H136V77L138 76L137 74H139L140 76H142L143 75V77L142 78H140V76L139 77H137V78H140L141 80L143 79V80H145L146 79V81H147V78L149 77V76H151L152 77V75H150V74H152V73H154V75L156 76V78H157V81H155V82H153V83H150L149 81L146 83L145 81H142V83L140 82L139 84L141 85V87H142V89H143V83H144V85H145V87H144V90H134L132 87L134 86H129L130 88H131V91L130 92H128L127 91V95H126V93L125 92H123V91H125V90H121L123 93L122 94H124L123 95V98L125 97V99L123 100V98H122V100H121V97H122V95H121V97H120V100L119 101H116V98H117V96L119 97V94L115 97L114 95H112L113 97H112V99H109V100H107L106 98H103V99H100L99 97H98V99H96L95 100V97L97 96V94H96V92L95 91H93V92H91V90L89 91L90 92V95H93V98H94V104L96 103V105L99 103V105L101 104L104 108L103 109H105L106 107V109H108V110H110V112H112V114H113V116H121V115H127V114H130L131 115V117L127 120L128 121V123H127V127H125V128H123V129H126L127 131H125V132H128V130L130 131V130H134V129H137V128H142V129H146L147 128V124H148V122H149V120L151 119V118H157V119H159L160 120V118H164V116H172V115H174V114H178L180 111H181V108L179 107V106H175L176 104H173L172 102H175V101H173V100H179L178 102H179V104L181 105V103H182V101H181V97H182V94H183V90L181 91V89H179V88H177L178 86H179V83H181V82H179L178 83V85L176 86L173 82L174 81H176V78H174L173 76H172V73L174 72L176 75H177V79H180V78H182L183 76L184 77H186L187 75H189V73L187 74V68H188V70H190L191 71V67L189 66H187V68H185V70H186V74L184 73L183 74V71H184V69L181 71V70H178V67L180 66V65H178L177 63H176V58L174 57V55L172 56V54L173 53H176L177 54V51L181 48V50L183 49H185V46L183 47L182 45H184L183 44V42L184 43H186V45H187V42L189 41L188 39H186L187 41L185 42V41H183L182 42V39L185 37V35H181L182 33L181 32H184V31H182V29L183 28H181L180 27V25H177L178 23H177V21H179L181 18H182V16H184V15H186V14H192V16H194L193 14H197V13H201V12H211L210 14H214L215 15V13L213 12L212 13V11H215V12H219V13H221L220 15H221V17L222 16H225L226 18L228 17V16H230V15H223L225 12V14H227V11L230 13V12H233V11H235V14H236V11H240V13H241V11H247V8H245L244 6H246V5H249L252 1H257V0H90V5L92 6V8L95 6V5H92V3L93 4H97L98 2H99V4H98V7H99V5H100ZM45 2H48V1H46L45 0ZM52 3V0L50 1L49 0V2H48V5H50L49 3ZM55 2V1H54ZM58 2V1H57ZM60 2V1H59ZM62 1H61V3L60 4H64ZM75 3H76V0L74 1ZM87 2H88V0H87ZM25 3L26 2H24L23 3V7L24 6H26V8L27 9H29V6H27V5H25ZM34 3V2H33ZM68 4V1L67 2H65V4ZM70 3V2H69ZM78 3H82L83 4V2H81V0H80V2L78 1ZM16 4H18V2L16 3ZM18 4V5H19ZM44 4V3H43ZM43 4H42V6H43ZM72 4V3H71ZM74 4V3H73ZM72 4V5H73ZM82 4H81V6H82ZM87 3L85 2V4H83V5H86ZM104 4V5H105ZM4 5V4H3ZM8 5V4H7ZM14 4H12L11 6H13ZM18 5H16V6H18ZM32 5V4H31ZM39 5V4H38ZM54 5V4H53ZM53 5H52V7H53ZM56 5V4H55ZM54 5V6H55ZM70 5V4H69ZM79 5V4H78ZM89 5V2H88V6H90ZM103 5V6H104ZM1 6V5H0ZM20 6V5H19ZM32 6H34V5H32ZM32 6H31V8H32ZM40 6V5H39ZM64 6V7H63ZM62 7L63 8H65V7H67V5L65 6V5H63ZM77 6V5H76ZM76 6H74V7H76ZM87 6V5H86ZM90 6V7H91ZM232 6H240V7H232ZM9 8V6H5V8ZM20 7H22V5L20 6ZM35 7H37V6H35ZM33 8V9H35L36 10V8ZM51 6H50V8H52ZM61 7V5H60V8H62ZM73 6H72V9L74 8ZM4 8V10L2 9L1 11H0V13L1 12H4L6 9ZM7 8V9H8ZM12 8V7H11ZM25 8V7H24ZM41 10L43 9V8H41V7H39ZM48 8V7H47ZM58 7H56V10H59V9H57ZM63 8H62V13H63ZM68 9H69V7H67ZM71 8V7H70ZM82 8H85L84 6L83 7H81L80 9H82ZM87 8V7H86ZM97 8V7H96ZM102 8V7H101ZM250 8V7H249ZM39 9V10H40ZM44 9H45V7H44ZM49 9V8H48ZM74 9H76V8H74ZM78 9V8H77ZM76 9V10H77ZM98 9V8H97ZM100 9V8H99ZM103 9V8H102ZM107 9V10H108ZM17 10H18V8H17ZM20 10H21V8H20ZM22 10H24L23 8H22ZM21 10V11H22ZM38 10V9H37ZM38 10V11H39ZM55 10V9H54ZM64 10H66V8L64 9ZM79 10V9H78ZM84 10V9H83ZM87 10H93V9H85V11H87ZM250 10V9H249ZM19 11V10H18ZM46 11V10H45ZM50 11H51V9H50ZM68 11H70V9L68 10ZM73 11V10H72ZM71 11V12H72ZM80 11V10H79ZM79 11H77V12H79ZM84 11V12H85ZM101 11V10H100ZM100 11H98V12H100ZM9 12V11H8ZM8 12H7V10H6V14L4 13H2V16L3 15H7L8 14ZM32 12V11H31ZM44 12V11H43ZM54 12V11H53ZM55 12H57V11H55ZM60 12V11H59ZM67 12V11H66ZM70 12V13H71ZM77 12H75L76 14H77ZM80 12H82V11H80ZM93 12H95V11H93ZM96 12H97V10H96ZM95 12V13H96ZM102 12V11H101ZM105 12H106V10H105ZM108 12V11H107ZM113 12V13H112ZM223 12V13H222ZM250 12V11H249ZM257 12V11H256ZM261 12V11H260ZM260 12H259V14H260ZM36 13V12H35ZM47 13H48V11H47ZM68 13V12H67ZM69 13V14H70ZM86 13H88V12H86ZM247 13V12H246ZM251 13V12H250ZM263 13V12H262ZM10 14V13H9ZM8 14V15H9ZM11 14H13V13H11ZM10 14V15H11ZM41 14H42V12H41ZM40 14V15H41ZM46 14V13H45ZM61 14V13H60ZM69 14H68V16H69ZM76 14H74V17H75V15ZM84 15H85V13H83ZM92 13L90 12V14H89V17H90V15H91ZM105 14V13H104ZM130 14H132L133 16H134V21H135V23L134 22H129V20H131L130 19ZM205 14V13H204ZM234 14V13H233ZM233 14H232V16H233ZM239 14V13H238ZM237 14V15H238ZM242 14H244V13H242ZM1 15V14H0ZM7 15V16H8ZM18 15V14H17ZM21 15V14H20ZM19 15V16H20ZM39 15V14H38ZM55 16L56 15H58V14H54ZM66 15V14H65ZM93 15H94V13H93ZM99 15V16H98ZM96 14V16L98 17V19L100 18V16L101 15H103V14H101L100 15V13L99 14ZM109 15V14H108ZM207 15L208 14H206V16L205 17H207ZM219 14H218V16H220ZM236 15V16H237ZM245 16H247L246 14H244ZM253 15V14H252ZM44 16V15H43ZM54 16V17H55ZM61 16V15H60ZM62 16L64 17V14H62ZM105 16V15H104ZM197 16V15H196ZM204 16H198L199 18H203ZM211 16V15H210ZM232 16H230V18L232 17ZM236 16H234V17H236ZM21 17V16H20ZM37 17V16H36ZM42 17V16H41ZM53 17V18H54ZM71 17H73V16H71ZM74 17H73V19H74ZM81 17V16H80ZM79 17V18H80ZM85 17H87V14L85 15ZM111 17H113L112 15H111ZM111 17H110V19H111ZM132 17V16H131ZM196 18V19H199V18ZM205 17L203 18L204 20H205ZM244 17V16H243ZM243 17H242V19H243ZM248 17V16H247ZM254 17V16H253ZM255 17H256V15H255ZM1 18H3V17H1ZM4 18H6V17H4ZM4 18H3V20H4ZM47 18H49V14H48V17ZM52 18V19H53ZM68 19V17H65V19ZM103 18V17H102ZM109 18V17H108ZM133 18V17H132ZM188 18V17H187ZM215 18V17H214ZM223 18V17H222ZM238 18V17H237ZM50 19V18H49ZM52 19H50V22H51V20ZM57 19V18H56ZM59 20H60V18H58ZM63 19V18H62ZM64 19V20H65ZM66 19V20H67ZM89 19V18H88ZM92 19V18H91ZM103 19H106V18H103ZM185 19V18H184ZM190 19H191V17H190ZM193 19V18H192ZM191 19V20H192ZM203 19H202V21H203ZM210 18H208V21H210L209 20ZM219 19H220V17H219ZM232 19V18H231ZM263 20H264V17L262 18ZM54 20V19H53ZM65 20V21H66ZM68 20H70V18L68 19ZM67 20V21H68ZM82 20V19H81ZM114 20V19H113ZM190 20V21H191ZM223 20V19H222ZM225 20V19H224ZM228 20V19H227ZM245 21H246V19H244ZM256 20V19H255ZM259 20V19H258ZM261 20V19H260ZM44 21H46V19L44 20ZM63 21V20H62ZM79 21V20H78ZM91 21V20H90ZM98 21V20H97ZM107 21H109V20H107ZM111 21H112V19H111ZM133 21V20H132ZM181 21V20H180ZM185 21H188L187 19L185 20ZM193 21V20H192ZM199 21V20H198ZM197 20H195V22H198ZM214 21V20H213ZM216 21V20H215ZM229 21H231V20H229ZM251 21V20H250ZM60 24L57 26V28H59V26H61V23L62 22H60V21H58ZM74 23V21H69L68 23ZM80 22V21H79ZM98 22H100V21H98ZM103 22V21H102ZM96 23V24H98L99 26V28L102 26H100V24H103V23H105V20H104V22L103 23ZM113 22V21H112ZM194 22V23H195ZM204 23L206 22V21H203ZM227 22V21H226ZM232 22H233V20H232ZM255 22L256 21H254V24H255ZM258 22V21H257ZM52 23H57V22H51V24ZM67 23V24H68ZM72 23V24H73ZM182 23V22H181ZM184 23V22H183ZM186 23V22H185ZM185 23H184V25H185ZM189 23V22H188ZM191 24V27L190 28H193V26H195V27H197L198 28V26H196V24L197 23H195V24ZM211 23V22H210ZM235 23V22H234ZM251 23V22H250ZM250 23H249V21L247 22V24H249L250 25ZM253 23V22H252ZM251 23V24H252ZM65 24H66V22H65ZM64 23L62 24V26L63 25H65ZM113 24V23H112ZM174 24V25H173ZM231 24V23H230ZM6 25V24H5ZM4 25V26H5ZM76 26H77V24H75ZM82 25H84V24H82ZM104 25V24H103ZM134 25H135V27H134ZM193 25V26H192ZM208 25H210V24H208ZM208 25H207V27H208ZM227 25V24H226ZM231 25H233V24H231ZM248 25V26H249ZM255 25H257V24H255ZM259 25V24H258ZM262 25H264V24H262ZM54 26H55V24H54ZM68 26H70V24L68 25ZM91 26H93V24L91 25ZM90 26V27H91ZM97 26V25H96ZM187 26H188V24H187ZM244 26H245V24H244ZM251 26V25H250ZM71 27V26H70ZM75 26H73V28H74ZM78 27V26H77ZM186 26H184V28H185ZM194 27V28H195ZM204 27H206V26H204ZM210 27V26H209ZM221 27V26H220ZM234 27V26H233ZM243 27V26H242ZM61 28H63V27H61ZM83 28V27H82ZM97 28V27H96ZM196 28V29H197ZM254 28H256V29H258L257 31H256V29H254ZM263 28H264V26H263ZM68 29V28H67ZM72 29V28H71ZM77 29V28H76ZM78 29H79V27H78ZM186 29H188V28H186ZM205 29V28H204ZM212 29H215V28H212ZM225 29V28H224ZM228 29V28H227ZM241 29V28H240ZM242 29H245V28H242ZM251 29L253 30L254 29V33L256 34V35H258V33H260L259 31V26H254L253 25V27L251 26ZM57 30H60V29H57ZM62 30V29H61ZM64 30V29H63ZM83 30H84V28H83ZM89 30H91V29H89ZM92 30H93V28H92ZM91 30V31H92ZM101 30V29H100ZM184 30V29H183ZM198 30H200L199 28H198ZM206 30H208V29H206ZM221 30V29H220ZM69 31V30H68ZM74 31H75V28H74ZM73 31V32H74ZM81 30H79V31H77V32H80ZM103 31V30H102ZM187 31V30H186ZM201 31V30H200ZM202 31H204V30H202ZM210 31V30H209ZM212 31H214V30H212ZM222 31V30H221ZM225 31H227V30H225ZM224 31V32H225ZM230 31V30H229ZM228 31V32H229ZM235 31V30H234ZM239 31V30H238ZM261 31H263L262 30V28H261ZM61 32V31H60ZM83 32H85V31H83ZM88 32V31H87ZM95 32H97V31H95ZM101 32V31H100ZM134 32V33H135ZM196 31H194V33H195ZM227 32V33H228ZM231 32V34H232V31H230ZM247 32V29L245 30V33ZM249 32H251V31H249ZM253 32H251V33H253ZM65 33V32H64ZM93 33H94V31H93ZM103 33V32H102ZM203 33V32H202ZM212 33V32H211ZM210 33V34H211ZM236 33V32H235ZM250 33V34H251ZM263 33V32H262ZM66 34V33H65ZM76 34V33H75ZM81 34V33H80ZM89 34V33H88ZM91 34V33H90ZM89 34V35H90ZM96 34H99V33H95V38H97V36H99V35H96ZM120 34V36L122 37V35ZM133 34V33H132ZM186 34V33H185ZM191 34H193L192 33V29H191ZM197 34H198V32H197ZM220 34H221V32H220ZM223 34V33H222ZM244 34V33H243ZM249 34V33H248ZM255 34H253V35H255ZM74 35V34H73ZM86 35H87V33H86ZM84 36V33H83V37H86L87 38V36ZM107 35H105V37L107 36ZM134 36H135V34H133ZM187 35V34H186ZM189 35V34H188ZM202 35V34H201ZM200 35V36H201ZM206 35V34H205ZM230 35V34H229ZM233 35H235V34H233ZM247 35V34H246ZM252 35V36H253ZM255 35V36H256ZM260 36H261V33L259 34ZM258 35V39H260V36ZM66 36H68V35H66ZM70 36H71V34H70ZM78 35L76 34V36H71L72 38L73 37H77ZM81 36V35H80ZM117 36V35H116ZM119 36V40H121V37ZM196 36V35H195ZM194 36V37H195ZM199 36V37H200ZM218 36V37H217ZM215 35V37H217V38H221V36H219V33H218V35ZM248 36V35H247ZM255 36H253L254 37V39H255ZM65 37V36H64ZM82 37V38H83ZM89 37V36H88ZM91 37V39H88V40H92L93 41V38H94V36H90ZM89 37V38H90ZM100 37V36H99ZM101 37H102V35H101ZM136 37H134L135 39H136ZM190 37H191V35H190ZM194 37H191V38H193L192 40H195L196 38H194ZM229 37V36H228ZM227 37V38H228ZM246 37V36H245ZM252 37V38H253ZM63 38V37H62ZM72 38H70V39H72ZM94 38V39H95ZM103 38H104V36H103ZM112 37H109V39H111ZM115 38L116 37H114V41H115ZM127 38V37H126ZM128 38H130V36L128 37ZM127 38V39H128ZM137 38V39H138ZM190 38V39H191ZM198 38V37H197ZM203 38V37H202ZM216 38V39H217ZM231 38V37H230ZM234 38V37H233ZM261 38H262V36H261ZM75 39V38H74ZM73 39V40H74ZM79 39V38H78ZM77 39V40H78ZM85 39V38H84ZM100 39V38H99ZM98 39V40H99ZM102 39V38H101ZM108 38H106V40H107ZM113 39V38H112ZM112 39H111V41H112ZM117 39V38H116ZM125 39V37L123 36V38H122V43H123V41H125L124 40ZM131 39V38H130ZM129 39V40H130ZM136 39V41L138 42V43H141L140 42V40L138 41ZM185 39V38H184ZM183 39V40H184ZM206 39H207V37H206ZM209 40H210V37L208 38ZM211 39H212V37H211ZM222 39V38H221ZM235 39V38H234ZM233 39V40H234ZM250 39V38H249ZM263 39V38H262ZM77 40H76V42H77ZM96 40V39H95ZM98 40H96V41H98ZM103 40V39H102ZM102 40H100L101 42H102ZM201 40H203V39H201ZM201 40L200 41H198V43H196L197 42V40H196V42H194V43H196L197 45L196 46H199L198 44L199 43H201ZM204 40H205V38H204ZM226 40V39H225ZM248 40V39H247ZM250 40H253V39H250ZM264 40V39H263ZM65 41V40H64ZM79 41V40H78ZM86 41V40H85ZM89 41V42H90ZM91 41V42H92ZM100 41H98L99 43H100ZM104 41V40H103ZM110 41V40H109ZM117 41V40H116ZM128 41V40H127ZM126 41V42H127ZM132 41V40H131ZM130 41V42H131ZM207 41V40H206ZM218 41H220L219 39H218ZM217 41V42H218ZM243 41H244V39H243ZM255 41V40H254ZM258 41V43H259V40H257ZM256 41V42H257ZM93 42H95V41H93ZM106 42H108V41H106ZM119 42V41H118ZM121 42V41H120ZM125 42V43H126ZM203 42V41H202ZM229 42H231V40L229 41ZM236 42V41H235ZM241 42V41H240ZM250 42V41H249ZM248 42V43H249ZM16 43H17V41H16ZM86 43V42H85ZM99 43H95V44H98L99 45ZM112 43H114L113 41H112ZM142 43H141V45H142ZM193 43V44H194ZM231 43H233V42H231ZM231 43H227V47H228V45L230 46V44ZM245 43V42H244ZM251 43V45H253V41H251L250 42ZM250 43H249V45H250ZM264 43V42H263ZM64 44H66V43H64ZM72 44V43H71ZM75 44V43H74ZM77 44V43H76ZM79 44H82V43H79L78 42V45ZM93 44V43H92ZM95 44H93V45H95ZM103 42H102V46H103ZM116 44H118V43H116L115 42V44L114 45H116ZM120 45H121V43H119ZM127 44L128 45H130L128 42H127ZM127 44H125V46L127 45ZM182 44V45H181ZM192 44V45H193ZM223 44V43H222ZM254 44H256L255 42H254ZM70 45V44H69ZM73 45V44H72ZM88 45V44H87ZM189 45V44H188ZM205 45H206V43H205ZM214 45H216L217 46V44H215L214 43ZM242 45V44H241ZM257 45H259V44H257ZM61 46V45H60ZM66 46V45H65ZM64 46V48H66ZM76 46V45H75ZM101 46V47H102ZM104 46H105V44H104ZM103 46V47H104ZM112 46H113V44H112ZM111 46V49L113 48ZM134 46V45H133ZM136 46V45H135ZM191 48H189L188 46H186V47H188L187 49H185L186 50V52L188 51V49H191V51L192 52H194V53H192L190 50H189V52L188 53H186L185 52V50L183 51V52H185L186 53V55L181 51L180 53H183L182 55H181V57L183 56V55H185L184 56V58L188 55V57H187V59H185V60H190L191 58L193 59L194 57H196L195 55H197V57L199 58V57H201L200 55L198 56V54L192 49V47L194 46H191V44L189 45ZM209 46V45H208ZM213 46V45H212ZM226 46H225V48H224V50L225 49H227L228 50V48H226ZM232 46H234V44L233 45H231L230 47H232ZM244 46V45H243ZM247 46V45H246ZM245 46V47H246ZM254 46V45H253ZM256 46V45H255ZM254 46V47H255ZM63 47V46H62ZM71 47V46H70ZM78 47V46H77ZM80 47V46H79ZM88 47L89 46H87L86 48L88 49ZM96 47H97V45H96ZM99 47H100V45H99ZM100 47V48H101ZM102 47V49H104ZM110 47V46H109ZM115 47V46H114ZM120 47V46H119ZM144 47V46H143ZM214 47V46H213ZM258 47V46H257ZM262 47V46H261ZM74 49V46L73 47H71V49ZM76 48V47H75ZM83 48V47H82ZM86 48H84L83 50L84 51H86ZM91 48V47H90ZM99 48V49H100ZM126 48H127V46H126ZM129 48V47H128ZM131 48H133L132 46H131ZM140 48V49H141ZM195 48V47H194ZM204 48H206L205 46H204ZM208 48V47H207ZM216 48H218V46L216 47ZM216 48H213L214 50L216 49ZM233 48V47H232ZM240 48H242L241 46H240ZM250 48H251V46H250ZM70 48H67V50H69ZM94 49V48H93ZM110 48H108L107 49V55H108V51L109 50H111ZM200 49V48H199ZM234 49H236V48H234ZM244 50H245V48H243ZM247 49V48H246ZM113 50V49H112ZM111 50V51H112ZM117 49H115L114 48V50L113 51H116ZM127 50V49H126ZM205 50V49H204ZM206 50H208V49H206ZM205 50V52H207ZM221 50V49H220ZM230 50V49H229ZM237 50V49H236ZM257 50V49H256ZM70 51V50H69ZM68 51V52H69ZM81 51V50H80ZM82 52L83 53V64H84V62L85 63H90L91 61L90 60H92L93 58L90 56V54L89 53H87L86 52V54H89V56L91 57V59H90V57L88 56H86L85 55V52ZM88 52H89V50H87ZM93 51V50H92ZM102 51H104V50H102ZM129 50H127V52H128ZM217 51V55L219 54L218 53V51H219V49L218 50H216ZM215 51V52H216ZM238 51H240V50H238ZM247 51V50H246ZM248 51H249V49H248ZM248 51H247V53H248ZM75 52V51H74ZM80 52V53H81ZM104 52H106V50L104 51ZM110 52V51H109ZM199 52V51H198ZM202 52H204V51H202ZM222 52H223V49H222ZM226 52H229V51H225V52H223V53H226ZM237 52V51H236ZM242 52V51H241ZM76 53V52H75ZM91 53V55L93 54L92 52H90ZM101 53V52H100ZM100 53H98V54H100ZM111 53V52H110ZM189 53L190 54H194L191 58H189L191 55H189ZM220 53H221V51H220ZM222 53V55H224ZM240 53V52H239ZM238 53V54H239ZM250 53V52H249ZM257 52H255V54H256ZM69 55H70V53H68ZM71 54H72V51H71ZM94 54H96V51H95V53ZM93 54V55H94ZM102 54H103V52H102ZM106 54H105V56H106ZM113 54H114V52H113ZM229 55H231L230 54V52L228 53ZM228 54H227V56H228ZM237 54V53H236ZM242 54H244V51H243V53ZM241 54V55H242ZM261 54V53H260ZM217 55L215 56L216 58H218L217 57ZM220 55V54H219ZM241 55H239V56H241ZM250 55V54H249ZM254 55V54H253ZM252 55V56H253ZM70 56H74V55H70ZM84 56H86V57H84ZM96 57L98 56V55H95ZM102 56V55H101ZM238 56V55H237ZM263 56H264V54H263ZM77 57V56H76ZM75 57V58H76ZM195 58V61L198 59V58ZM230 57V56H229ZM242 57H244L243 55H242ZM247 57V56H246ZM245 57V58H246ZM249 57V56H248ZM261 57V56H260ZM74 58V57H73ZM72 57H71V59H73ZM74 58V61H76V59ZM95 58V57H94ZM100 57L98 56V59H99ZM102 58V57H101ZM107 59L109 58L108 56L106 57ZM112 58V55L110 56V59ZM114 58V57H113ZM189 58V59H188ZM203 58H204V56H203ZM222 58H224V59H228V57L227 58H225V55L222 57L221 56V61H222ZM244 58V61H246V59L248 60V58H246L245 59ZM258 58V57H257ZM257 58H256V60H257ZM21 59V58H20ZM70 59V58H69ZM69 59H68V61H69ZM70 59V60H71ZM80 59V58H79ZM79 59L77 60V61H79ZM82 59H81V62H82ZM87 59V60H86ZM96 59V58H95ZM107 59L105 60V59H99L98 61L100 62H103L104 63V61H107ZM183 59V58H182ZM201 59V58H200ZM206 59H208V58H206ZM209 59H210V57H209ZM220 59V58H219ZM231 59V58H230ZM230 59H228V61L230 60ZM236 59V58H235ZM241 59V58H240ZM104 60V61H103ZM179 60V59H178ZM205 59H203V64H204V62L206 61H204ZM212 60V59H211ZM210 60V61H211ZM214 60V59H213ZM217 60V59H216ZM237 60V59H236ZM236 60H235V62H236ZM250 60V59H249ZM248 60V61H249ZM73 61V64H75V62ZM180 61V60H179ZM194 61V62H195ZM198 61H199V59H198ZM224 61V60H223ZM228 61H225V62H228ZM242 61V60H241ZM80 62V63H81ZM217 62L218 61H216V64H217ZM70 63H71V61H70ZM69 63V64H70ZM93 63H94V61H93ZM108 63V62H107ZM175 63L177 64V66L175 65ZM182 63V62H181ZM188 63H190V62H188ZM197 63V62H196ZM195 63V64H196ZM198 63H200V62H198ZM207 63V62H206ZM205 63V64H206ZM220 63V62H219ZM224 63V62H223ZM234 63V62H233ZM247 63V62H246ZM82 64V63H81ZM83 64H82V67L81 68H83ZM100 64H102V63H100ZM100 64H97V65H99L100 66ZM104 64H106V63H104ZM136 64H139L140 65V71H138V69H137V67H136V72H138V73H136L135 72V70L133 69L134 68V65H136ZM185 64V63H184ZM201 65H202V63H200ZM239 64V63H238ZM238 64H235V66H237ZM251 64V63H250ZM257 64V63H256ZM181 65H183V64H181ZM187 65V64H186ZM199 65V64H198ZM210 65H214V62H213V64L212 63H210ZM234 65V64H233ZM241 65H243V63L242 64H240V65H238V66H241ZM246 65V64H245ZM263 65V64H262ZM72 66H75V65H72ZM72 66H71V64H70V66H69V68H72ZM84 66L86 67V64H84ZM89 66V68H90V70L93 68V64L91 63V65L89 64L88 65ZM90 66H92V67H90ZM101 66H103V65H101ZM104 66H108V65H104ZM109 66H111V65H109ZM137 66V65H136ZM184 66V65H183ZM197 66V65H196ZM196 66L195 67H193L192 69H193V71H194V68H196ZM207 66V65H206ZM205 66V67H206ZM218 67H220L221 66V63H220V66L219 65H217ZM216 65L214 66V67H217ZM224 66V65H223ZM237 66V67H238ZM250 65H248L247 64V66H245V67H249ZM258 66V65H257ZM96 66L94 65V68H95ZM182 67V66H181ZM180 67V68H181ZM186 67V66H185ZM205 67H202V68H205ZM207 67H209V66H207ZM214 67H212V66H210V68H211V70H213L214 69ZM218 67L216 68L217 70H219L218 69ZM228 67V66H227ZM251 67V66H250ZM249 67V68H250ZM263 67V66H262ZM88 68V69H89ZM94 68L91 70V74H90V81H91V79H93L92 77H93V74H92V71L94 70ZM96 68H98V66L96 67ZM100 68V67H99ZM99 68L96 70V72L99 70ZM102 68H104V67H102ZM198 68V67H197ZM222 68V67H221ZM234 68V67H233ZM236 68V67H235ZM234 68V69H235ZM243 68V66L242 67H240V69H238V70H241V71H243L244 69H242ZM247 68H245L246 70V73H250L249 71L251 70V69H253V68H250L249 69V71L247 70ZM257 68V67H256ZM75 69V68H74ZM87 69V68H86ZM85 69V70H86ZM105 69V68H104ZM106 69H107V67H106ZM105 69V70H106ZM109 69V68H108ZM109 69V70H110ZM200 69V68H199ZM199 69H196V70H199ZM216 69H214L212 72V75H214L215 73H217L216 72ZM225 69H226V65H225ZM258 69H260L259 70V75L261 76V69L262 68H258ZM264 69V68H263ZM84 70V71H85ZM89 70V71H90ZM94 70V71H95ZM101 70H103V69H101ZM100 70V71H101ZM104 70V73L106 72L107 73V71H105ZM205 70H207L206 68H205ZM209 70V69H208ZM210 70V71H211ZM221 70V69H220ZM219 70V71H220ZM231 70H233V69H230V73H231ZM236 70V69H235ZM84 71H83V74L86 76V74L84 73ZM94 71H93V73H94ZM110 71V72H111ZM182 72V74H183V76H181L180 75V73ZM200 71H202V70H200ZM199 71V72H200ZM214 71H215V73H214ZM222 71H223V68H222ZM222 71H220V72H222ZM86 72V71H85ZM109 72V71H108ZM142 73V75L140 74V73ZM219 72V73H220ZM224 72H226V70L224 71ZM235 72V71H234ZM234 72H233V74H234ZM251 72H252V70H251ZM258 72V71H257ZM256 72V69H255V74H257V76H258V73ZM98 73H100L99 71H98ZM103 72H102V74H104ZM112 73H110V75H112ZM174 73H173V75H174ZM193 73H195V71L193 72ZM204 73V72H203ZM208 73H209V71H208ZM236 73H237V71H236ZM235 73V74H236ZM134 74V75H133ZM145 74H147L146 75V77L148 76V74H149V76L147 77V78H145L144 79V77H145ZM196 74V73H195ZM194 74V75H195ZM201 74V73H200ZM207 74V72L205 73V75ZM229 74V73H228ZM232 74V73H231ZM231 74H230V76H231ZM234 74V75H235ZM239 74H240V72H239ZM245 74V73H244ZM244 74H242V76L244 75ZM263 74V73H262ZM82 75V74H81ZM88 75V74H87ZM99 74H97L96 75V73L94 74V80H95V78H96V76H98ZM101 75V74H100ZM190 75H192V73L190 74ZM198 75V74H197ZM196 75V76H197ZM202 75V74H201ZM200 75V76H201ZM210 75V74H209ZM208 75V77L207 78H209V80H211L212 81V79L210 78V76ZM217 75V74H216ZM222 75V74H221ZM237 75V74H236ZM235 75V76H236ZM250 75H251V73H250ZM175 79H173L172 77ZM199 76V77H200ZM207 76V75H206ZM242 76H241V78H242ZM88 78H89V76H87ZM100 77V76H99ZM99 77H97L98 78V80H99ZM108 77V76H107ZM151 77H150V79H151ZM192 77H193V75H192ZM191 77V78H192ZM195 77V76H194ZM193 77V78H194ZM204 76H202V78H203ZM212 77V76H211ZM216 77V76H215ZM237 78L236 79H238V76H236ZM246 77V76H245ZM244 77V78H245ZM250 77V76H249ZM256 77V76H255ZM262 77V76H261ZM84 78V77H83ZM83 78H81V79H83ZM96 78V79H97ZM101 78H103V76L101 77ZM110 79H111V77H109ZM108 78V81L110 80ZM135 78V77H134ZM155 78V77H154ZM154 78H152V80L154 79ZM202 78L200 79L201 81L200 82H202ZM219 78H220V76H219ZM244 78H242V79H244ZM259 78V77H258ZM258 78H256L257 80H259ZM84 79H86V77L84 78ZM139 79V80H140ZM171 79L172 80H174V81H171ZM188 79V78H187ZM187 79H185L184 78V80H185V82L184 83H186V86H187V84L189 85V86H187V89H189V92H191L190 90H191V88L193 89V87H194V89L192 90V93H196L195 94V96H197V98H199L200 96H201V99H202V97L205 95V94H202V93H205V91H206V89H205V91L203 92V90H201V87L200 88H198V87H196V85H194L195 84V82H198V81H195L194 82V84H192V82L193 81H190L189 83L190 84H192V86H190V84L189 83H187L186 81H188ZM227 79H228V81L230 82V79H231V77L230 78H228L227 77ZM233 79V78H232ZM235 79V80H236ZM245 79H247V78H245ZM244 79V80H245ZM87 80V79H86ZM86 80H85V82H86ZM94 80H93V82H94ZM103 80H105V79H103ZM102 80V81H103ZM136 80V79H135ZM134 79H133V81H135ZM139 80L137 81V83L139 82ZM140 80V81H141ZM149 80V79H148ZM183 80V79H182ZM194 80V79H193ZM204 81H205V79H203ZM214 80V79H213ZM220 80V79H219ZM219 80L217 79H215V82L217 83V84H215L214 83V81H212V83H214V85L216 86H218L219 85ZM254 80V79H253ZM262 80V79H261ZM260 80V81H261ZM113 81V80H112ZM132 81V80H131ZM181 81V80H180ZM204 81H203V83H204ZM206 81H207V79H206ZM227 81V80H226ZM233 81V80H232ZM238 82V84H236L235 83V85L232 87V88H229V89H231L230 91H229V93H226V95L228 94L229 95V97L227 98V102H228V105L231 103V102H235V100L237 101L238 99H241V97H242V99H244V98H246V97H248L249 95H250V93L252 94V92L253 91H250L249 89H248V91L250 92H248V91H246V90H244V88H246V87H243L244 85H241L242 84V80L239 78V80H237ZM251 81V80H250ZM264 81V80H263ZM96 82V81H95ZM98 82V81H97ZM99 82H101L100 80H99ZM111 82V81H110ZM115 82V81H114ZM178 82V81H177ZM183 82V81H182ZM199 82V83H200ZM208 82V84H210V82L209 81H207ZM219 82V83H218ZM245 82V81H244ZM252 82V81H251ZM258 82V81H257ZM146 83V84H145ZM210 84V85H213V84ZM233 83V82H232ZM239 83H240V85L242 86V88L241 89H243V91L242 90H240V89H238L239 87H241L240 85H239ZM246 83V82H245ZM248 83V82H247ZM246 83V84H247ZM91 84H92V82H91ZM98 84V83H97ZM104 84H106V83H104ZM173 84V85H172ZM183 84V83H182ZM206 84V83H205ZM230 84V83H229ZM244 84V83H243ZM250 84H252V83H249V85ZM260 84H261V82H260ZM84 85H88V83L86 82V84L84 83ZM107 85V84H106ZM108 85H110L109 83H108ZM198 85H203L202 83L201 84H198ZM197 85V86H198ZM236 85H238V86H236ZM255 85H257V84H255ZM255 85H253V86H251V87H254ZM263 85H264V82H263ZM114 86H115V83H114ZM176 86V87H175ZM185 86V87H186ZM229 86H232V85H229ZM246 86H248V85H246ZM258 86V85H257ZM108 87H110V86H108ZM118 87H120V86H118ZM136 87H137V84H136ZM207 87V86H206ZM214 87V86H213ZM226 87V86H225ZM238 87V88H237ZM249 87V86H248ZM111 88V87H110ZM109 88V89H110ZM123 88H121V89H123ZM135 88V87H134ZM205 88V87H204ZM212 88V87H211ZM211 88H210V90H211ZM215 88V87H214ZM218 88V87H217ZM227 88V87H226ZM255 88V87H254ZM259 88V87H258ZM263 88V87H262ZM118 89H120V88H118ZM186 89V88H185ZM196 89H198V91L196 90ZM207 89H208V87H207ZM228 89V90H229ZM105 90H107V86H106V89ZM104 90V91H105ZM111 90H113L112 88L109 90V91H111ZM201 91V93H199L200 91ZM209 90V91H210ZM251 90H254V89H251ZM263 91H264V89H262ZM98 91V90H97ZM100 91V90H99ZM103 91V92H104ZM193 91H197V92H193ZM211 91H215V89H212ZM217 91V90H216ZM216 91H215V93H216ZM218 91H220V89L218 90ZM217 91V92H218ZM258 91H260V90H258ZM86 92H88V91H86ZM101 92V91H100ZM107 92H108V90H107ZM106 91H105V94H107L108 96L110 95V94H108ZM114 92V91H113ZM119 92V91H118ZM225 92V91H224ZM255 92H257V91H255ZM254 92V93H255ZM260 92H262V91H260ZM91 93H93V94H91ZM98 93V92H97ZM112 93V92H111ZM211 93H214V92H211ZM95 94H96V96H95ZM262 94V93H261ZM261 94H258V96L259 95H261ZM99 95V94H98ZM101 95V94H100ZM99 95V96H100ZM104 95V94H103ZM184 95H187V93L186 94H184ZM190 95V94H189ZM193 96H194V94H192ZM207 96H209L208 94H206ZM206 95H205V97H206ZM216 94H214V96H215ZM253 95V94H252ZM257 95V94H256ZM264 95V94H263ZM86 96H87V94H86ZM191 96V95H190ZM190 96L188 97V99L190 98ZM194 96V97H195ZM257 96V97H258ZM85 97V96H84ZM167 97H169L170 99H172V102H171V104L169 105L168 103H165V102H163L162 104H159V105H156V107L155 108H153V109H150V110H147V112H145L144 114H141V115H137L136 114V112L138 111H143L142 109L143 108H145V105L146 104H148V103H153V102H158V101H162L163 99L165 100V98L167 99ZM204 97V98H205ZM216 98H217V96H215ZM213 98V99H216V98ZM260 97V96H259ZM264 97V96H263ZM262 97V98H263ZM92 98V97H91ZM90 98V99H91ZM115 98V99H114ZM126 98H127V100H126ZM183 98H184V96H183ZM182 98V100L184 101L185 100V98L183 99ZM203 98V99H204ZM207 98V97H206ZM209 98H210V96H209ZM261 98V97H260ZM191 99H193L192 101L194 102V98H191ZM210 99H212V98H210ZM241 99V100H242ZM252 99H254L253 97H252ZM195 100H197L196 98H195ZM198 100H200V99H198ZM197 100V101H198ZM206 100V99H205ZM209 100V99H208ZM240 100V101H241ZM90 101V100H89ZM93 100L91 99V102H92ZM95 101H97V102H95ZM166 101V100H165ZM170 101V100H169ZM186 101V100H185ZM187 101H189V100H187ZM192 101H189V104H190V102H192ZM204 101V100H203ZM243 101V100H242ZM245 101H247L246 99H245ZM90 102V103H91ZM140 102L142 103V104H140ZM167 102H168V100H167ZM209 102L211 103V101L209 100ZM218 102V101H217ZM217 102H215L214 104H215V107H216V105H217V107L219 108V103H217ZM230 102V103H229ZM255 102H256V100H255ZM92 103V104H93ZM187 103V102H186ZM198 102H196V104H197ZM200 103V102H199ZM209 103V104H210ZM225 103V102H224ZM243 103V102H242ZM245 103V102H244ZM139 104L140 105H142V106H139ZM174 106H173V105ZM182 104H184V103H182ZM192 105H193V103H191ZM205 104H206V101H205ZM208 104V105H209ZM223 104V103H222ZM234 104V103H233ZM246 104V103H245ZM95 105V106H96ZM185 105V104H184ZM192 105H190L191 106V108L193 107L194 109L196 108V105L195 106H192ZM212 105V103L210 104V106ZM225 105H227L226 103H225ZM235 105V104H234ZM251 105V104H250ZM263 105V104H262ZM262 105H260V106H262ZM91 106V105H90ZM172 106L173 107H175V108H172ZM185 106H187V105H185ZM207 106V105H206ZM259 106V105H258ZM93 107V106H92ZM148 107V106H147ZM150 107V106H149ZM181 107H183L182 105H181ZM197 107H199V106H197ZM204 107V106H203ZM229 107H230V105H229ZM233 107V106H232ZM238 107H239V105H238ZM241 107V106H240ZM240 107H239V109H240ZM251 107H253V108H255L254 106H251ZM262 107H264V106H262ZM184 108V107H183ZM192 108V112H197L199 109H196V110H194ZM206 108V107H205ZM205 108H203V110L205 109ZM208 108H210V107H208ZM207 108V111L209 110ZM211 108H213V107H211ZM211 108H210V110H211ZM218 108H216V109H218ZM225 108H226V106H225ZM228 108V107H227ZM226 108V109H227ZM235 108V107H234ZM237 108V107H236ZM235 108V109H236ZM250 108V107H249ZM92 109V108H91ZM94 109V108H93ZM188 109V106H187V108H186V110ZM190 109V108H189ZM229 109V108H228ZM256 109V108H255ZM264 109V108H263ZM263 109L261 110L262 112H263ZM214 110H215V108H214ZM105 111V110H104ZM146 111V110H145ZM191 111L189 110V112L191 113ZM213 111V110H212ZM212 111H208V113L209 112H211V114H212ZM223 111V110H222ZM233 111V110H232ZM236 111L237 112H239L237 109H236ZM240 111H242V110H240ZM250 111H252V108H250ZM254 111H256V110H254ZM106 112H108V111H105V113ZM110 112H109V114H110ZM188 112V116L190 117V116H193V114L192 115H190V113ZM218 112V111H217ZM244 112H245V110H244ZM258 112V111H257ZM181 113L182 112H180L179 113V115H181ZM187 113V112H186ZM185 113V114H186ZM198 114H199V112H197ZM207 113V112H206ZM223 113L224 114H226L225 113V111H223ZM236 113V112H235ZM252 113H254V112H252ZM251 113V114H252ZM196 114V113H195ZM205 114V113H204ZM219 114V113H218ZM223 114V115H224ZM232 114V116H233V113H231ZM240 114V113H239ZM243 114V113H242ZM241 114V115H242ZM245 114V113H244ZM247 114H248V112H247ZM264 114V113H263ZM85 115H87V114H85ZM178 115V116H179ZM203 115V114H202ZM246 115V114H245ZM250 115V114H249ZM255 115H259V114H255ZM99 116V115H98ZM197 116H200V114L199 115H197ZM205 116V115H204ZM251 116V115H250ZM253 116H254V114H253ZM108 117V116H107ZM168 117V120H171L172 118H169ZM181 117V120H183V118H182V116H180ZM187 117V116H186ZM188 117V118H189ZM224 117V116H223ZM227 117H228V114H227ZM230 117V116H229ZM239 117V116H238ZM242 117V116H241ZM255 117V116H254ZM259 117V116H258ZM92 118V117H91ZM93 118H95V117H93ZM123 118H125V117H123ZM127 118V117H126ZM195 118V117H194ZM205 118V117H204ZM208 118H209V116H208ZM260 118V117H259ZM99 119H101V118H99ZM98 119V121H100ZM113 119H115V118H113ZM113 119H111V120H113ZM167 119V118H166ZM177 119V118H176ZM192 119V118H191ZM212 119V118H211ZM227 119V118H226ZM229 119V121L231 120V121H233L234 120V118H233V120H232V117H231V119L230 118H228ZM251 119H253V118H251ZM110 120V119H109ZM108 120V121H109ZM184 120H187V118L186 119H184ZM203 120V119H202ZM213 120V119H212ZM222 120H224V119H222ZM236 120H237V118H236ZM241 120V119H240ZM242 120H243V117H242ZM242 120H241V122H242ZM257 120V119H256ZM77 121V120H76ZM189 121V120H188ZM194 121V120H193ZM196 121V120H195ZM214 121V120H213ZM230 121V122H231ZM244 121V120H243ZM254 121V120H253ZM104 122V121H103ZM156 122V121H155ZM171 122V121H170ZM173 122H174V119H173ZM184 122H186V121H184ZM184 122H182L181 121V123H184ZM202 122V121H201ZM200 122V123H201ZM215 122V121H214ZM234 122L235 121H233V125H234ZM236 122H238V121H236ZM252 122V121H251ZM78 123L80 124V122L78 121ZM97 123H99V122H97ZM102 123V122H101ZM110 123V122H109ZM124 123V122H123ZM150 123V122H149ZM151 123H153V122H151ZM179 123V122H178ZM187 123V122H186ZM193 123V122H192ZM192 123H190L189 122V124H192ZM199 123V122H198ZM199 123V124H200ZM229 123V122H228ZM240 123V122H239ZM246 123V122H245ZM248 123H250V122H248ZM79 124H77V128H78V125ZM103 124V123H102ZM107 124H108V122H107ZM156 124V123H155ZM173 124H175V123H173ZM172 124V125H173ZM185 124V123H184ZM217 124V123H216ZM222 124V122L220 123V125ZM223 124H224V121H223ZM223 124L221 125V126H223ZM225 124H226V122H225ZM225 124H224V126H225ZM230 124V123H229ZM86 125V124H85ZM93 125H95V124H93ZM106 125V124H105ZM110 125V124H109ZM108 125V126H109ZM125 125V124H124ZM156 125H158V124H156ZM214 125V124H213ZM213 125H211V126H213ZM218 125V124H217ZM217 125H216V127H217ZM231 125V124H230ZM244 124H242V126H243ZM252 125V124H251ZM251 125H248L247 127L249 128V126H250V128L252 129L253 127H251ZM254 125H255V123H254ZM84 126V125H83ZM87 126V125H86ZM101 126V125H100ZM119 126V125H118ZM168 126V125H167ZM166 126V127H167ZM169 126H170V124H169ZM174 126V125H173ZM185 126V125H184ZM187 126V125H186ZM224 126L223 127H221L222 129H223V131H225L224 130ZM79 127H81L80 129H82L83 127L80 125ZM97 127V126H96ZM105 127V126H104ZM103 127V128H104ZM114 127V126H113ZM121 127H123V126H121ZM120 127V128H121ZM158 127V126H157ZM162 127V126H161ZM189 127V126H188ZM200 127V126H199ZM198 127V128H199ZM203 127H204V125H203ZM207 127V126H206ZM205 127V128H206ZM214 127V126H213ZM215 127V128H216ZM219 127V126H218ZM261 127V126H260ZM149 128H150V126H149ZM156 128V127H155ZM196 128V127H195ZM209 128V127H208ZM212 127H210V129H211ZM220 128V127H219ZM226 128H227V126H226ZM229 128V127H228ZM231 128L232 129H234V127H232L231 126ZM249 128V129H250ZM262 128V127H261ZM264 128V127H263ZM101 129H102V127H101ZM141 129V131H143ZM157 129V128H156ZM163 129V128H162ZM186 129V128H185ZM197 129V128H196ZM230 129V128H229ZM84 130V129H83ZM117 130V129H116ZM119 130H121V129H119ZM154 129H152V132H154L153 131ZM166 130V129H165ZM212 130H214V128L212 129ZM226 130H228V129H226ZM243 130H245L244 128H243ZM253 130H255V129H253ZM82 131V130H81ZM100 131V130H99ZM108 131V130H107ZM124 131H122V133L124 132ZM145 131V130H144ZM190 131V130H189ZM208 131V130H207ZM240 131V130H239ZM151 132V131H150ZM206 132V131H205ZM209 132V131H208ZM207 132V133H208ZM241 132V131H240ZM239 132V133H240ZM244 132V131H243ZM254 132V131H253ZM252 132V133H253ZM264 132V131H263ZM1 133V132H0ZM99 133V132H98ZM116 133V132H115ZM117 133H118V130H117ZM119 133H121V132H119ZM128 133H131V132H128ZM127 133V134H128ZM139 133H140V131H139ZM148 133V132H147ZM215 133H216V131H215ZM218 133V132H217ZM231 133V132H230ZM229 133V134H230ZM233 133V132H232ZM246 133V132H245ZM244 133V134H245ZM249 133H251V132H249ZM260 133V132H259ZM258 132H257V135L259 134ZM109 135H110V133H108ZM107 134V135H108ZM141 134V133H140ZM144 134H145V132H144ZM150 134V133H149ZM155 134V133H154ZM228 134V133H227ZM233 134H236V133H233ZM241 134H242V132H241ZM261 134V133H260ZM264 134V133H263ZM262 134V135H263ZM1 135V134H0ZM101 135V134H100ZM107 135H103V137H104V139L103 140H105L106 142H107V140H109L110 141V139L111 138H109V139H105L106 137H107ZM117 135H119V134H117ZM116 135V136H117ZM148 135V134H147ZM151 135H152V133H151ZM150 135V136H151ZM246 135V134H245ZM244 135V136H245ZM251 135H253V134H251ZM255 135V134H254ZM253 135V136H254ZM261 135V136H262ZM102 136V135H101ZM101 136H99L100 137V141L102 140V138H101ZM106 136V137H105ZM124 136V135H123ZM141 136H143V135H141ZM231 136V135H230ZM113 137V136H112ZM115 137V136H114ZM113 137V138H114ZM118 137V136H117ZM125 137V136H124ZM208 137V136H207ZM205 138V139H207L208 140V138ZM210 137V136H209ZM252 137V136H251ZM250 137V138H251ZM258 137V136H257ZM230 138V137H229ZM232 138V137H231ZM249 138V139H250ZM263 138V137H262ZM118 139H120V138H118ZM174 139H176L177 140V138H174ZM200 139V138H199ZM204 139V140H205ZM234 139V138H233ZM257 139V138H256ZM256 139H255V141H256ZM0 140H2V139H0ZM84 140V139H83ZM98 140V139H97ZM112 140H114V139H112ZM116 140V139H115ZM114 140V141H115ZM175 140V141H176ZM192 140V139H191ZM207 140H205V142L207 141ZM248 140V139H247ZM246 140V141H247ZM252 140V139H251ZM253 140H254V138H253ZM260 140V139H259ZM264 140V139H263ZM5 141V140H4ZM105 141H101V142H99L98 141V143L100 144V143H102V142H104V144L106 143ZM119 141H121L122 142V140H119ZM118 141V142H119ZM135 141V140H134ZM187 141H188V139H187ZM190 141V140H189ZM209 141V140H208ZM208 141L206 142V143H208ZM226 141H228V140H225V143H226ZM230 141V142H229ZM228 141V143L230 144L231 143V140H229ZM233 141V140H232ZM244 141V140H243ZM254 141V142H255ZM261 141V140H260ZM111 142V141H110ZM199 142V141H198ZM241 142H242V140H241ZM108 144H109V142H107ZM171 143V142H170ZM189 143V142H188ZM224 143V144H225ZM234 143V142H233ZM258 142H256L255 144H253L252 146H251V151L249 150V152L251 153V155H247V156H250L249 158V160H247V158H246V163H247V170L246 171H244V174H242L243 175V177H239V178H237L236 179V182H235V187H233V186H231V188L233 187V188H235V191L238 193L237 195H239L238 196V198H240L242 201H240L239 200V203L241 204V208H233L231 205H228L227 206V208H223V206H221V202L222 201H220L221 199H220V196H217L216 194H218V193H216L217 191H215L214 193H213V189L212 190H210L211 188L210 187H206L207 185L208 186H210L209 184H207L206 186H203V187H194V185L195 184H197V183H195V179L192 181L193 182V186H190L189 187V185H188V181L186 182V184H187V187H189V189H187L185 192L182 190H180L181 192H178V193H173V194H171L170 195V198H171V200H170V202L168 201V199H167V197L165 196V195H167V193L168 192H165L166 194H164L163 192V194L164 195H159L158 194V192H157V186H158V182L156 181V187H153V183H152V181L151 180H148L146 177H144L143 175L141 176L140 175V172L141 171H139V170H136L135 168V171H131L132 169V167H131V162L129 163L130 164V168L128 167V169H127V167H125V165H121V164H119V165H121L123 168H125L126 169V175H125V177L122 179V182H123V192H120L119 190L117 191V190H115L114 189V187H113V189H114V192L111 190L110 192H106L107 190H108V188L106 189V187H102V185L103 186H108V185H106L107 184V182H108V180L106 181V176L105 175H102V174H99V173H97L94 169H92V174L94 175V176H92V178H91V181H88V180H84V182H82V180H81V178L80 177H78L77 176V178H75L73 181H70V180H66L65 182H59L60 184H58V185H53V180H52V182H51V185L50 184H44L43 182L41 183V180H46V181H48L49 179H52L53 177H54V175H56L57 176V174L58 173H62V171L63 172H65V173H67V176H72V175H74L75 173H76V169H75V167H74V165H73V163L69 160V157H67L66 155H59L57 158L56 157H52L51 155H46L45 156V158L41 161V162H38V161H32V162H28L27 164H25L23 161H21V162H23V163H21V162H12L11 160H7V159H5L4 157H3V153H1L0 155L2 156V158L3 159H5V160H2V158L0 159V206L1 205H3V207H5V208H13V211L14 210H16V209H14V204H15V200H16V202H17V197H20V196H24L25 198H28L29 199V201H31L30 202V208H27V209H24V213H23V209H20L19 207V210L21 211L22 210V213H20V212H18L17 211V214L18 213H20V215L22 214V218H21V220H22V222L24 221V239H25V236L27 237H33V238H37L36 236H42V235H45V236H43V237H48V239H50V240H52V241H50V240H48V242L50 241V242H52V244H54L53 242H55L56 243V241H54V239H61L63 236L66 238V239H70V240H72V239H74L75 237L76 238H78L77 236H80V235H83V234H85L86 232H88L90 229H91V231H93L94 232V230H97V228H100V226L102 227L103 225H106L107 226V224H109L110 226H112V228H116L115 229V235H116V237L115 238H113V239H115V240H117L119 243L120 242H122L121 243V247L117 250L118 251V257L120 258V260L124 263V264H188V262H191V261H189V259H188V255H190L189 256V258L191 257V252H190V250H193V249H196L197 250V253L199 254V256L200 255H205V257H202V256H200V257H197V258H201L200 260H202V261H204V258H206L207 256L206 255H208V256H210V258H212V257H214L215 259L216 258H218V255H219V253L221 254V257L219 256V258L220 259H218V260H221V262H222V259L221 258H223V255L224 254H222L223 252H224V250H223V247H225L224 246V244H225V242L227 241V239H228V236H227V230H226V226L225 225H230V223L231 222H233L232 220H234V221H236V222H238V220L240 219L241 220V222H242V219L243 218H247V217H245V216H247L248 215V212L250 213V211L252 212V211H256L257 209H258V212H259V214L257 215L258 217L259 216H262L263 215V213H264V144H257ZM263 143V142H262ZM91 144V143H90ZM103 144V145H104ZM115 144H117V143H115ZM160 144V143H159ZM176 144V143H175ZM189 144H191V143H189ZM192 144H193V142H192ZM0 145H5V144H2V143H0ZM100 145H102V144H100ZM113 145V144H112ZM120 145V144H119ZM118 145V146H119ZM122 145V144H121ZM162 145V144H161ZM171 145H172V143H171ZM185 145H187V144H185ZM185 145H183L185 148H186V146ZM226 145V144H225ZM231 145V144H230ZM247 145V143L245 142V145H243V148H244V146H246ZM3 146H0V147H3ZM70 146V145H69ZM84 146V145H83ZM98 146V145H97ZM115 146V145H114ZM159 146V145H158ZM173 146V148H175V146L174 145H172ZM182 146V145H181ZM197 146V145H196ZM195 146V147H196ZM227 146V145H226ZM225 146V147H226ZM229 146V145H228ZM232 146V145H231ZM241 146V145H240ZM115 147H117V145L115 146ZM120 147V146H119ZM160 147V146H159ZM193 147V146H192ZM225 147H223V148H225ZM233 148H234V145L232 146ZM232 147H230V149L232 148ZM239 147V146H238ZM5 148H6V145H5ZM61 148H63V147H61ZM118 148V147H117ZM180 148H182V147H180ZM228 148V147H227ZM232 148V149H233ZM247 148V147H246ZM246 148H244V150L246 149ZM1 149H3V148H1ZM0 149V150H1ZM120 149V148H119ZM161 149V148H160ZM176 149V148H175ZM195 149V148H194ZM197 149V148H196ZM195 149V150H196ZM226 149V148H225ZM4 150V149H3ZM113 150V149H112ZM181 150V149H180ZM179 150V151H180ZM189 150H191V148H189ZM247 150H248V148H247ZM5 151V150H4ZM82 151V150H81ZM175 151V150H174ZM174 151H173V153H174ZM219 151V150H218ZM222 151H223V149H222ZM228 151V150H227ZM0 152H3L2 150L0 151ZM111 152V151H110ZM184 152H185V150H184ZM187 152V151H186ZM191 152V151H190ZM194 152V151H193ZM223 152H225V151H223ZM229 152H232V151H230L229 150ZM235 151L233 150V152H232V154L234 153ZM5 153V152H4ZM70 153V152H69ZM173 153H171L172 155H173ZM176 153V152H175ZM174 153V154H175ZM178 153V152H177ZM176 153V154H177ZM195 153V152H194ZM193 153V154H194ZM219 153H222V152H219ZM219 153H218V155H219ZM237 153V152H236ZM245 153H246V151H245ZM244 153V154H245ZM59 154V153H58ZM181 153H179V155H180ZM187 154V153H186ZM186 154H185V156H186ZM190 154V153H189ZM196 154V153H195ZM194 154V155H195ZM223 154V153H222ZM225 154V153H224ZM228 154H230V153H228ZM243 154V153H242ZM249 154V153H248ZM122 155V154H121ZM178 155V156H179ZM183 155V154H182ZM227 155V154H226ZM225 155V156H226ZM4 156H6V155H4ZM84 156V155H83ZM171 156V155H170ZM181 156V155H180ZM220 156V155H219ZM224 156V155H223ZM246 156V155H245ZM159 157H161V156H159ZM168 157V156H167ZM172 157V156H171ZM199 156H197V158H198ZM227 157V156H226ZM225 157V158H226ZM229 157V156H228ZM237 157H238V155H237ZM236 157V158H237ZM40 158V157H39ZM126 158V157H125ZM124 158V159H125ZM158 158V157H157ZM186 158H187V156L185 157V160H186ZM188 158H189V160H191L190 158H192L193 159V156H192V152H191V156L189 157V155H188ZM187 158V159H188ZM196 158V159H197ZM231 158V157H230ZM234 158H235V156H234ZM234 158H232V159H234ZM38 159V158H37ZM42 159V158H41ZM166 158H164V159H161L162 160V162H163V160H165ZM170 159V158H169ZM172 159V158H171ZM174 159H176V158H174ZM180 159H182V157L180 158ZM195 159V160H196ZM244 159V158H243ZM242 159V160H243ZM38 160H40V159H38ZM115 160H117V159H115ZM158 160V161H157ZM156 160V162L155 163H159V158ZM183 160V159H182ZM188 160V161H189ZM194 160V161H195ZM245 160V159H244ZM243 160V161H244ZM225 161V160H224ZM237 161H238V159H237ZM239 161H241V160H239ZM118 162V161H117ZM161 162V163H162ZM166 162V161H165ZM168 162V161H167ZM177 163H178V161H176ZM175 162V163H176ZM229 162V161H228ZM227 162V163H228ZM236 161H234V163H235ZM128 163V162H127ZM175 163H173L174 164V168L176 167L175 166ZM176 163V164H177ZM180 163V162H179ZM197 163V162H196ZM225 163V162H224ZM230 163V162H229ZM228 163V164H229ZM117 164V163H116ZM123 164V163H122ZM126 164V163H125ZM189 164V163H188ZM191 164H192V168L190 167V169H195L196 167H193L194 165H193V162H191ZM231 164V163H230ZM169 165H170V163H169ZM168 165V166H169ZM195 165H197V164H195ZM240 165V164H239ZM243 165V164H242ZM112 166V165H111ZM183 166H184V164H183ZM235 166V165H234ZM92 167V166H91ZM113 167V166H112ZM111 167V168H112ZM117 167H119L118 165H117ZM134 167V166H133ZM152 167H154V166H152ZM151 167V168H152ZM158 167H160V166H158ZM179 167V166H178ZM177 167V168H178ZM188 167V168H189ZM198 167V166H197ZM204 167V166H203ZM90 168V167H89ZM95 168V167H94ZM114 168H116V167H114ZM184 168H187L186 166H184ZM187 168V169H188ZM230 168V167H229ZM233 168V167H232ZM122 168H120V170H121ZM124 169V170H125ZM172 169H173V167H172ZM172 169H170V170H172ZM176 169V168H175ZM179 169V168H178ZM201 169V168H200ZM238 169V168H237ZM240 169V168H239ZM238 169V170H239ZM127 170L129 171V173L127 172ZM153 170V169H152ZM158 170H159V168H158ZM174 170V169H173ZM186 170V169H185ZM195 170H198V168L197 169H195ZM194 170V171H195ZM233 170V169H232ZM119 171V170H118ZM121 172H122V170H121ZM151 172V171H150ZM159 172V171H158ZM172 172V171H171ZM174 172V174L176 173L175 171H173ZM173 172H172V174H173ZM179 172V171H178ZM189 172V171H188ZM187 172V173H188ZM190 172H192V173H194V175L196 174V172H198V174L201 172V170L200 171H196V172H193V170L192 171H190ZM243 172V170H241V172L240 173H242ZM113 173V172H112ZM120 173V172H119ZM125 173V172H124ZM123 173V174H124ZM128 173V174H127ZM157 173V172H156ZM239 173V172H238ZM92 174H90V175H92ZM116 174V173H115ZM122 174V175H123ZM153 174V173H152ZM178 173H176L175 175L176 176H180L181 175V173H180V175L178 174ZM79 175V174H78ZM118 175H121V174H116V177L118 176ZM159 175V174H158ZM174 175V176H175ZM187 175V174H186ZM192 175V174H191ZM200 175V174H199ZM234 175H236V173H234ZM238 175V174H237ZM53 176V177H52ZM63 176V175H62ZM148 176V175H147ZM153 176V175H152ZM156 176H157V174H156ZM160 176V175H159ZM174 176H172V177H174ZM175 176V177H176ZM193 176V175H192ZM197 176L198 175H196V178H197ZM203 176V175H202ZM64 177V176H63ZM63 177H61V178H63ZM121 177V176H120ZM119 177V178H120ZM149 177V176H148ZM163 177H165V176H163ZM170 177V176H169ZM171 177V178H172ZM175 177H174V179H175ZM198 177H201V176H198ZM234 177V176H233ZM236 177H238V176H236ZM61 178H59V179H61ZM66 178V177H65ZM158 178H160V177H158L157 176V179ZM166 178V177H165ZM180 178V177H179ZM181 178H183V177H181ZM180 178V179H181ZM191 178V177H190ZM202 178V177H201ZM35 179H36V181L39 179V181H40V183H36V181H35ZM54 179V178H53ZM64 179V178H63ZM63 179H61V180H63ZM114 179H116V178H114ZM152 179V178H151ZM162 179V178H161ZM173 178H172V180H174ZM189 179V178H188ZM204 180H206V181H208L207 179L208 178H206L205 179V177L203 178ZM210 179V178H209ZM56 180H58V179H56ZM56 180H55V182H56ZM60 180V181H61ZM112 180V179H111ZM110 180V181H111ZM121 180V179H120ZM160 180V179H159ZM163 180V179H162ZM170 180V179H169ZM185 180V179H184ZM192 179H190L189 181H191ZM197 180V179H196ZM115 181V180H114ZM179 181V180H178ZM178 181H171V182H173V183H176V182H178ZM231 181V180H230ZM230 181H229V183H230ZM116 182V181H115ZM162 182V181H161ZM192 182L190 183L191 185H192ZM46 183H48V182H46ZM179 183H180V181L178 182V186H182V184L181 185H179ZM182 183V182H181ZM208 183V182H207ZM211 183H213V182H211ZM54 184H57V183H54ZM105 184V185H104ZM113 184V183H112ZM111 183H109V185H112ZM117 184H121V183H118L117 182ZM202 184V183H201ZM175 185V184H174ZM185 185V184H184ZM198 185V184H197ZM205 185V184H204ZM213 185V184H212ZM161 186V185H160ZM159 186V187H160ZM173 186V185H172ZM171 186V187H172ZM176 186V185H175ZM15 188V189H17L16 190V192H15V190L14 191H12L13 193H15V194H13V195H11L10 194V188ZM101 187H102V189H101ZM111 187V186H110ZM117 187V186H116ZM186 187V186H185ZM184 187V188H185ZM212 187V186H211ZM11 188V189H12ZM104 188H105V191H104ZM169 188V187H168ZM174 188L175 187H173V189L172 188H170V189H172V190H174ZM180 188H183V187H180ZM210 188V189H209ZM232 188V189H233ZM163 189V188H162ZM166 189H167V187H166ZM169 189V190H170ZM179 189V188H178ZM177 189V191H179ZM127 190H129V192H127ZM160 190V189H159ZM163 190H165V189H163ZM162 190V191H163ZM122 191V190H121ZM175 191V190H174ZM231 191H233V190H231ZM234 191V192H235ZM170 192V191H169ZM172 192V191H171ZM235 192V193H236ZM216 193V194H215ZM225 193V192H224ZM227 193V192H226ZM230 193V192H229ZM220 194V193H219ZM218 194V195H219ZM231 194V193H230ZM234 194V193H233ZM232 194V195H233ZM169 195V194H168ZM224 195V194H223ZM228 196V195H227ZM36 197H39V201L38 202H36L35 201V198ZM221 197H223V196H221ZM78 199V200H82L83 199V201L86 199L87 201H88V205L90 204L89 202H91V204H90V206H94V207H90V206H88V207H90V209H85L86 207H83V204H82V206L81 207H83L84 208V210H79V209H77L75 206L77 205L78 206V204H76V202H75V204L74 203H72V204H70V203H68L69 201H71V200H73V199ZM228 198V197H227ZM37 199V198H36ZM85 200V201H86ZM223 200H225V199H223ZM238 200V199H237ZM83 201H82V203H83ZM84 201V202H85ZM231 201V200H230ZM169 202V203H168ZM229 202V201H228ZM18 203V202H17ZM79 203V202H78ZM224 203V202H223ZM227 203V202H226ZM19 204V203H18ZM21 204V203H20ZM19 204V205H20ZM67 205L68 206V208L67 209H63V211H64V214H63V217L61 218V217H59L58 216V213H56V210L57 209H59V208H61V206L62 205ZM231 204V203H230ZM22 205V204H21ZM75 205V206H74ZM24 206V205H23ZM99 207H102V208H104L105 210H103V211H101V209H100V211H99ZM15 208H17V207H15ZM23 208V207H22ZM92 208V209H91ZM109 208H110V210H109ZM28 209H30V210H28ZM107 209H108V211H111V209H113L112 211L113 212H108L107 211ZM18 210V209H17ZM115 211V212H114ZM7 213V212H6ZM12 213V212H11ZM15 213V212H14ZM9 214V213H8ZM245 214H247V215H245ZM251 214V213H250ZM2 215V214H1ZM10 215V214H9ZM20 215H17V217L19 216L20 217ZM245 215V216H244ZM249 216V215H248ZM15 217V216H14ZM18 217V218H19ZM23 217H24V220H23ZM264 216H262V218H263ZM0 218H2L1 216H0ZM4 218V217H3ZM2 218V220H4ZM6 218H8V217H6ZM260 218V217H259ZM261 218V219H262ZM12 219V218H11ZM1 220V221H2ZM15 221V220H14ZM112 221H114V223H116V224H120V225H123V229L121 230V228H119V227H113V224H111V222ZM187 222V223H186ZM261 222V221H260ZM20 223V222H19ZM259 223V222H258ZM21 224V223H20ZM16 225V224H15ZM239 225H240V223H239ZM256 225V224H255ZM1 226H4V224H2ZM257 226H259V225H257ZM18 227H19V224H18ZM18 227H16V228H18ZM21 227V226H20ZM242 227H243V225H242ZM245 227V226H244ZM247 227H250V225H248ZM253 227V226H252ZM252 227H250L251 228V231H252ZM249 228V229H250ZM257 228V227H256ZM5 229H6V227H5ZM9 229V228H8ZM101 229V228H100ZM245 229V228H244ZM1 230V232H0V234L1 233H3L2 232V229H0ZM17 230H19V234H21L22 235V233H20V229H17ZM99 230V229H98ZM4 231V230H3ZM61 231V232H60ZM247 231V230H246ZM249 231V230H248ZM248 231L246 232V233H248ZM5 233H7V235H8V230H7V232H6V230L4 231ZM38 232H40V233H38ZM236 232V231H235ZM5 233L3 234V235H5ZM239 233H241V232H239ZM238 233V234H239ZM2 235V234H1ZM243 235V234H242ZM247 235V234H246ZM250 235V234H249ZM6 236V235H5ZM5 236H0V238L2 237H5ZM62 236V237H61ZM240 236V235H239ZM251 236V235H250ZM88 237H90V236H88ZM244 237V236H243ZM252 237V236H251ZM253 237H254V235H253ZM1 238V239H2ZM21 238H22V236H21ZM39 238V237H38ZM45 238H43L42 239V237H41V239L42 240H44ZM182 238V239H181ZM247 238V237H246ZM245 238V239H246ZM0 239V240H1ZM7 239V237H5V240ZM40 239V238H39ZM47 239V238H46ZM79 239V238H78ZM80 239H82L81 237H80ZM112 239V238H111ZM184 239V242H185V244L186 245H184L183 243L184 242H181L182 240ZM249 239H250V237H249ZM4 240V239H3ZM8 241H9V238L7 239ZM7 240L5 241V244H3L4 245V247H5V245H6V242H7ZM229 240V239H228ZM2 241V240H1ZM1 241H0V243H1ZM11 241H12V238L10 239V243H11ZM22 241V240H21ZM24 241V240H23ZM30 241H32V240H30ZM30 241L28 240V242L30 243ZM45 241H47V240H45ZM8 242V243H9ZM15 242V241H14ZM13 242V244L15 245V243ZM27 241H25V243H26ZM33 242V241H32ZM35 243L34 244H36V241H34ZM49 242V243H50ZM90 242V241H89ZM113 243L115 242V241H112ZM112 242H110V243H112ZM248 242V241H247ZM249 242H251V240L249 241ZM7 243V244H8ZM9 243V245H6L7 247L8 246H10L9 248H11V245H12V247H13V244H10ZM19 244H21L20 242H18ZM25 243H23L24 245H25ZM29 243H26V245L28 244V246L26 247V246H24V248H23V244H21L22 246H20L21 247V249L23 248V252L21 251V252H19L20 250H18V252H16V254H14V256L15 257H17L18 255H17V253L19 254V256L18 257H20V255H24L25 253H27L28 251H26L27 249H30V246H32L31 244H30V246H29ZM118 243V244H119ZM228 243V242H227ZM18 244V245H19ZM34 244H33V247H35V246H37V245H35L34 246ZM51 244V243H50ZM52 244L50 245V246H52ZM115 244V243H114ZM17 245V244H16ZM17 245V246H18ZM49 245V244H48ZM16 246V247H17ZM42 246H46V245H43L42 244ZM112 246V245H111ZM120 246V245H119ZM6 247V252L8 251V249L9 248H7ZM27 249H26V248ZM29 247V248H28ZM53 247V246H52ZM51 247V248H52ZM118 247V246H117ZM116 247V248H117ZM229 247V246H228ZM18 248H19V246H18ZM18 248H15L16 250H14V252L15 251H17V249ZM42 248V247H41ZM47 247H45L44 249L45 250H47L46 249ZM112 248V247H111ZM182 248H183V250H182ZM252 248V247H251ZM35 249V248H34ZM37 249V248H36ZM113 249H115V248H113ZM0 250H2V249H0ZM13 251V250H12ZM32 251V250H31ZM30 251V252H31ZM37 251V250H36ZM111 251H112V249H111ZM222 253H221V252ZM1 252V254H2V251H0ZM5 252V253H6ZM14 252H11V250H10V252L8 251L7 253H14ZM195 252V251H194ZM230 252V251H229ZM4 253V252H3ZM6 253V254H7ZM22 253V254H21ZM42 253V252H41ZM44 253V252H43ZM42 253V254H43ZM110 253H112V252H110ZM196 253V252H195ZM194 253V254H195ZM1 254H0V262H2L3 261V263H5L6 261H4L1 257H3V255L1 256ZM9 254H7L8 256L6 257L7 258V260H8V258H9V261H11V263L10 264H13L12 263V260L13 259H11L10 260V257L9 256H11V255H9ZM115 254V253H114ZM193 254V255H194ZM44 255V254H43ZM43 255H41V256H43ZM217 255V256H216ZM197 256V255H196ZM212 256V257H211ZM230 257H231V255H230ZM4 258V257H3ZM11 258H13V257H11ZM22 258V257H21ZM38 258H40V257H38ZM116 258V257H115ZM194 258H195V256H194ZM214 258H212L213 260L212 261H214L215 259ZM5 259V258H4ZM16 260H17V263L19 264H21L22 263V260L23 259H25V256H23V259L22 260H20V258H15ZM207 261L209 262V258L207 257ZM224 259V258H223ZM2 260V261H1ZM112 260H114V259H112ZM191 260V259H190ZM196 260V259H195ZM194 260V261H195ZM206 260V259H205ZM211 260V259H210ZM229 260H230V258H229ZM20 261V262H19ZM24 261V260H23ZM115 261V260H114ZM114 261H112V263L114 262ZM119 261V260H118ZM193 261V262H194ZM202 261H201V263H202ZM212 261H210V262H212ZM46 262V261H45ZM197 262H199L198 260H197ZM209 262V263H210ZM220 262V261H219ZM219 262H217V260H216V262L214 263V262H212V264H216V263H218L219 264ZM220 262V264H222ZM238 262V261H237ZM2 263V264H3ZM50 263V262H49ZM111 263V264H112ZM119 263V262H118ZM117 263V264H118ZM206 263V262H205ZM208 263V264H209ZM1 264V263H0ZM8 264V263H7ZM24 264V263H23ZM48 264V263H47ZM110 264V263H109ZM114 264V263H113ZM192 264V263H191ZM194 264H195V262H194ZM198 264V263H197ZM204 264V263H203ZM207 264V263H206ZM211 264V263H210ZM229 264V263H228ZM233 264V263H232ZM237 264V263H236Z\"/></svg>","mask_w":264,"mask_h":264}]
</instances>
